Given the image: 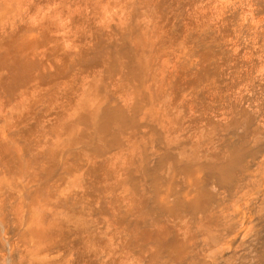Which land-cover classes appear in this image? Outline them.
<instances>
[{
	"label": "rangeland",
	"instance_id": "rangeland-1",
	"mask_svg": "<svg viewBox=\"0 0 264 264\" xmlns=\"http://www.w3.org/2000/svg\"><path fill=\"white\" fill-rule=\"evenodd\" d=\"M19 1L20 0H0V38H1L0 42L2 41V43H0V44H2L4 49H6L7 47H11L12 45L14 46L15 44H17V45H15V47H18V46L22 47V46H24L26 44V42H29V41L32 40V38L35 36L34 34H38V33H40L43 30L44 34L47 36V39H45V41H43V42H45L44 44L46 46L42 43L44 46L41 45V47L43 46L42 48H40V46H38L37 48H39V49H37V50H39V51L36 50L37 52H35V53L39 55L38 57L40 58L39 59L40 61H42V60L44 61V63L40 62L41 67H42L43 64L44 65L46 64L45 67L48 65L46 68L44 67V69L48 70L50 68L48 70L49 73L51 72V69H52V73H53V75L55 73V76H53L51 73L49 74L47 72L48 73L47 74L48 78L47 77H46V79L44 78L45 80L42 79L43 84H45V86H47V87H43L42 86L43 84H42L41 80L40 79L37 80L38 78L36 77V73L38 74V72H39L38 71V67H36V69H34V71H32V79L33 78H37V79L32 80L31 88L34 87L33 83L35 82V80H37L38 84H40L41 87H40V85L36 84L37 82L34 83V85L36 84L38 87H40V90L38 89V87H34V88H37L36 89L37 91L39 90L38 91V95L41 98H44L42 96L43 93L45 95L46 92L47 93L49 92V95L47 96L49 98V100L46 97L49 102L45 103L46 98L40 100V98H38L39 96L37 97V91L34 89L36 94H35V92H33L34 94L32 93L33 95L31 97L33 98L32 99L33 102L35 100V103L36 104L38 103L37 106H34L33 104H35V103L30 102L32 100H31L30 95H29V94H31V91H29V90H32V89L31 88L29 89L28 86H27V88H22V87L16 85L18 87L12 89V91L14 90V92H15V93L13 92V94L14 95L16 94V96L19 95L20 92H21L19 90L23 89V92H21V93L25 92V94H24L25 96L27 95V93H29L27 96H29L28 98L30 99L29 100L30 104L28 103V101H27L28 104L26 103L25 100H28L26 97L25 98L22 97V98L25 99V100L24 99H22V100L25 101V103L27 105L23 104V101L21 100V96H20V99L17 98V97H14V98L12 97L11 98L12 101L14 99H16V102L14 101V104H13L12 101H11V103H9V94L11 93V95H13L12 91L11 92L8 91V93H9L8 94L6 89H5L6 88L5 83L4 84L1 83V82H5V81H6V84L8 83L7 82L8 81V79H7L8 78V68H7V66L6 67L4 66L5 64H2L3 63L2 60H1L2 63H0L1 64V67H0V73H1L0 74V86H1L0 87V92H1L0 93L1 94L0 100H2V101L5 100V101H3V103L0 104V113L2 112L1 105L3 107V104L7 103V102H8V104L7 105L4 104V106L8 107L9 104H10V106L12 104L11 107L14 108V109H12L10 106L8 107V110H10L9 108H11V110H13L12 112L20 111L21 110L20 108H22V111H20V112H22L23 115H22V113L20 114V112H19V116L20 115H21V117L24 116V115L26 116V117L24 116L25 117L24 119H26L25 120V122H26L25 127L26 128L25 127L24 128H25V131H26V133L28 135V137L26 136V138L23 137V143L20 145L19 141L18 142L16 141L17 138L13 134V132H12L13 130H11V128H10L13 124H15L12 121H14V118L17 115L16 112L13 113V115H10L11 116V118L9 117L10 118V120H9L10 122L7 121L8 119L6 120V122H8L7 125L5 124L6 122L5 121L3 122L2 119H1L3 117V120H4V116H2V117L0 116V122H3L6 125L5 126L6 128H5L3 126L4 125L3 123L0 124V137H1L0 141H2V144H5V145L7 144V146H9V148H8L7 146L4 145L5 149H6L5 150L4 146L2 144H0L2 146L0 148V150L3 149L2 152L0 151V153L3 154V155H0V159L5 156L3 161H6L5 163L3 161H0V171L3 173V175H2L1 172H0V175H1L0 176V180L2 179V181H4L3 182V184L5 183L4 186L6 184L7 185L10 184L8 186H9V188L11 187L10 190H8L7 187H5L7 189V190L5 189L7 191V194L3 195V197L1 198V200H3V201L0 200L1 204H4V206L2 205L4 208L1 207V209H0V215L2 217H4V218H2L0 216V221L2 219L4 221V222L1 221L2 223L0 222L1 226L3 227V228L1 227L0 229H2L1 234L4 237V242H6V244L4 243L5 244L4 245V250L5 251H2V253L0 252L1 253L0 254V256H1L0 257V260H1L0 263H3V264H8V263L9 264H97V263H99L101 261L99 264H102V263L103 264L104 263H106V264L107 263L108 264H112V263L113 264L114 263L117 264L118 259H119V264H121L120 263L121 261H122L123 264H135V263L139 264L140 263L139 259H141V258L138 259V257L143 256L144 253L141 254L140 251H139V248L136 247L137 244L136 243H133V244L131 243L130 244V242H133V240L130 239V241H129V240H127V238L128 239L132 238L131 233H132L134 227H132V229H131V226H134L135 225L134 223L137 220L136 219L137 218V214L136 213H137V207H138L137 205L140 202L139 201L140 197H141V201L143 199L145 203L149 201L148 205L150 206V204L152 203V200H153L154 203L157 202V203L160 204L161 201L163 202V199L166 198V201L167 200L169 201L171 199V202H172L173 201V199H172L173 198L172 191H174V195H176L178 193V192L176 193V190L181 192V193L179 192L177 194L178 195L177 197L179 198V196H180V198L183 197L184 199L192 198L193 195L195 194V192L196 193L199 192L198 189H200V188H197V187L198 186L200 187V185L205 184V183H206L205 185H207L208 183H209V185L211 183H213L210 186L208 185L209 188L206 186L209 189V191H211L210 188L212 189V187H213V189H214V186H216V185H214V182H211V183H210V181L208 182V180H212L211 171H209L211 169L210 168V163L208 162L209 158H210L209 161L211 162L212 157H214L213 155H216V154H219V155L222 154L223 155V153L227 152V149L225 151V148H228L229 142H231V143L232 142H236L237 141L236 139H242L243 136L248 141L246 142V140L243 138L242 142L245 141L246 143L251 145L250 146V145L246 144L248 147L256 148V147L262 146L260 148L261 149L260 153L257 156H255L256 158L255 157L254 158L253 157H251V158L248 157L247 160H246L247 163H252L253 165L259 164V165H257V167L252 166V169L251 168H249V169L253 170L254 169L253 167H255V169L259 168V170L257 169V171H258V173L260 175L257 174V171H255L256 174H255V172L252 173V171L250 173L247 172L248 173V174H246V175H248L247 179H249L251 182L248 180V183H247V179L243 180L244 181V182L242 181L243 184L240 183V185L241 184L242 185L239 187L240 189L243 188L242 189L243 192H246V193L244 194L242 191H240L238 189H237L238 193H237V191H236V193L239 196H242L243 198L247 197V200H248L249 197H250L249 199L251 201H252V198H255V199H253V202H251L253 207L255 205H257V206L261 205V207L258 206V208L260 207L259 210L262 209V203L264 202V201H262V198L264 200V196H261V194L262 195L264 194V192H263L264 191V180H262L263 179L262 177H264V175H263L264 171H263L261 165H262V163L264 161L263 160L264 159V147H263L264 143H262V142H264V129H263L264 126L262 127L261 125H259L260 126L259 128L255 127V128L249 129L250 130V132H249V130L246 128L247 125L245 123H243L244 125L243 124L240 125L243 121H241V116H240V114H238V110L240 108H243V109H245L247 111H251L252 110L253 112L252 111L251 112L254 113V115L256 114L257 110H258V112H259V110L261 111L264 108V88H261V87L257 86L255 83H253V81L248 76V72L244 71L243 67L241 66V63L239 62L241 60V58H242V52L240 51V49H237L236 51L233 52L231 47L229 46L228 49L226 48V51H224V52L220 51L221 44H223V43L226 44L227 43L229 45V40L231 38H233V36L235 35V31H233V22L235 23V20L233 18H231V17L227 18V19H230V21L226 22L227 24L225 23L226 24L225 27H223V25L221 27H220V25H218V26H214V27L211 26L210 28H207L206 25H204V23L202 22V19L199 18V15H195V16L188 15L190 11H189L188 7H186V8H184L183 16H181L180 21L179 22L176 21V20L174 21L175 25L176 24L177 25H176V27L172 26V28L175 30V31H172V30H169V29H172L171 25H173V22L172 21L170 22L169 19H171V16H172L171 15V13L173 12L172 9L174 10L175 6L177 5V2L178 1L181 2L180 0H140V1L139 0L138 1L135 0L139 4L135 3V1H133V3L136 4L135 7H140V8H138V10L140 9L139 12H141L142 10L145 12L146 15H144L143 14L144 12L142 11V15L144 16L143 19L145 18V16H146L145 19H148V20L152 17V8L155 5H156L155 7H157L159 9L158 11H161L162 8H163L164 12L166 10L165 13L162 11L163 14H162V12H159L160 18L158 19L159 20L158 22L160 23V26L164 27L163 30L167 29V30H165L166 33L169 30L168 31L169 34H170V32L172 34L169 35V36H168V34H166L165 35L166 38L164 37L165 38L164 39V43L166 42L165 43L166 47L163 50V52L161 53V55H162V59L163 58L167 59V56H168L167 65L169 67H167L165 69V71L163 70L164 73L161 75V76H163L162 77L163 82H161L162 80H161V77H160V83L162 85L159 83L158 86L160 85V87L157 86L158 89L161 90V92H160V90L155 88L156 87L155 85H157L156 83H158L159 81L157 80L158 82L154 83L153 81H155V79H153L150 76L152 73L154 74V72H151V74L147 73V75H149L151 78L148 77V76H144V77H142L140 79L138 78L140 81L137 80L135 76H133L135 78H133V77L131 78L132 73L128 74V72H130V70H131L132 64H135V63H132L134 61V60H132L133 55H131L129 53L121 52L122 51L121 50L122 44L125 41L124 37L126 38V36H124V34H123L124 33V25H123L124 18L123 17L125 16V14L122 13V10H123L122 8H124L123 12L127 11L128 9H130V7L128 8L129 4L128 5L126 4V3H128L127 0H126L127 2L123 1V0H112L113 2L115 1L114 4L112 3V1H111V3H112L111 4L107 0H96V1L95 0H63L64 3L67 2L66 3L67 5L62 3V0H52V1H50V0H29L31 2V5L28 3L29 2L28 0H27V3H26V0H21L20 1V2L23 1L22 3H24V4H19L20 3ZM32 1H33V3H32ZM99 1H101V2H99ZM104 1L106 3H104ZM116 1L117 2L120 1V2L117 4ZM141 1H143V2H141ZM56 3H57L58 7H56V5H55ZM108 3H110V4L107 6ZM115 3H116V5H115ZM140 3H141V5H140ZM157 3L160 4V5L161 4L162 5L163 4L166 5L168 3L167 5H169V6L167 7V5H166V6H163L162 8H159L157 6ZM53 4H54L55 7L53 6ZM124 4H126L127 7L126 6L123 7ZM62 5H63V7H62ZM110 5H112V6H110ZM120 5H121V8H120ZM29 6H31V7L29 8ZM64 6H66V7H64ZM72 6H74L75 8H73ZM41 7H42V9L39 10ZM49 7H50V9H49ZM98 7H100V8H98ZM164 7H166V8H164ZM45 8H46V11L44 10ZM67 8H71L73 10L69 11ZM108 8L111 10V13H110V10ZM36 9H37V11H36ZM53 9H54V11L55 10L56 11L54 12ZM59 9L60 10L62 9L66 13L63 12L62 10H61L62 11L61 12ZM96 9L98 11H96ZM104 9H108V10H104ZM38 10L42 11V12H39ZM77 10L79 12H76ZM170 11H172V12H170ZM36 12H37V15H36ZM51 12H52V14H51ZM63 13H65V14H63ZM69 13H70V15H69ZM104 13H106L107 16L109 15V17L105 16L106 14H104ZM112 13L114 14L113 17H112ZM119 13L124 14V16L119 14ZM150 13H151V16H150ZM40 14H42L44 16L42 17V16H40ZM49 14L50 15H54V17L56 15L55 18H56L57 22L60 24V27L62 25L64 27L62 26V28L60 29V28H58V25H55L56 23L53 24V26H52L50 24L51 22L50 23L47 22V21H50V18L48 19V17H50ZM80 14L82 15L81 17H80ZM30 15H32L36 19L38 17H40V19H41V17H42V20H44V21H42V23H43L42 24V23H39L41 21L39 18H38L39 22H36L37 20L34 19V21L36 20L35 22L37 24H39L38 26H35V28H36L34 30L35 32L33 31L34 28L32 29L33 32L32 31L29 32V25L32 24L30 21L33 20L32 18L30 19V17H29ZM46 15H47V17H46ZM87 15H88V17H87ZM140 15H141V13H140ZM142 15H141V17H142ZM69 16H70V19H69ZM78 17H79V20H78ZM22 18L27 19V20L29 18L28 21L24 20V19L23 20L28 22V23H31V24H28V23L24 22L22 20ZM45 18L48 19V20L46 19V23H49L52 27L50 25H48V24H47V26H45L46 25V24H44ZM66 18H68L67 21L69 20L68 23L66 21ZM58 19H59V21H58ZM140 19H142V18H140ZM79 21H81V22L83 21L82 24H81V22L78 23ZM23 22L26 24L27 28L25 27V24ZM84 22H86V23H84ZM176 22H178V23H176ZM78 24H79V26H78ZM76 25H77L78 29H75ZM82 25H83V27H82ZM56 26H57V28H56ZM67 26H68V28H67ZM69 26H71V28H72L71 31H69L70 30ZM80 26L82 28H80ZM50 28H51V31H50ZM63 28L64 29L67 28V30H64ZM54 29L57 30V31H55V33H54V31H52ZM59 29L61 31L60 33H58ZM63 31L65 33H69V34H66V35H69V37H67ZM79 32H81V33H79ZM30 33H31V35H30ZM47 33H50V35H48ZM3 34H4V36H3ZM10 34H11V36H10ZM54 34H55V37L52 36ZM63 34H64L65 38L63 37ZM100 34H101L102 37L100 36ZM150 34L152 35V33H150ZM61 35H62V37L64 39H66L65 41H68V44L70 43L69 44L70 46L72 45L71 47L69 45H67V48H70V49L73 48L75 45L77 47H79V48L80 47L83 48V47H85V45L87 46V44L89 46H91V44L93 46H94V44H95V46L96 45H102L104 50H105L104 51L105 61H103V60L102 61H98L99 64H97L95 62L97 64V66L93 62L92 63H85V64L81 63L80 65H76V63L73 62L72 64H74V66L76 65L77 68L73 67V65L71 64L72 65V67H71L72 69H71L70 68V66H71L70 62L67 61L68 60L67 56H65V55H67L66 54L67 51H68V53L70 52V49L68 50L67 48H65L66 44L65 45L61 44L62 39H63V38L60 37ZM2 36H3V39L5 40L4 44L5 45L8 44L10 46L6 45L7 46L6 47L3 44L4 40L2 39ZM9 36H10L11 42H9L10 41ZM58 36H59V38H58ZM99 36L101 37L102 40L99 38ZM52 38H53L54 41L51 40ZM70 38L74 39L75 41L72 40V39H71L72 40L71 41ZM56 39H58V42L56 41ZM131 39L132 38L130 37V38H128L127 41L128 42H129V40L132 41ZM52 41H53V44H52ZM36 42L37 41L35 40L34 43H36ZM72 42H73V44H72ZM130 43H133V41L130 42ZM133 44H131V46H133ZM211 45H213V47L216 48L217 61H218L219 65L221 64L220 68H219L220 70L218 68H214L215 70L218 69V71L214 70L215 71V72L213 71L214 73L211 72V71H210V73L208 72L209 71L208 70L209 67L205 64V61H203L204 60V57H203L204 49L210 48ZM62 46H64V48H62ZM89 46H87L85 48H89ZM74 48H76V47H74ZM74 48L71 50V52L73 50L75 51V53L77 51H82L81 49L80 50L76 49L77 50L76 51ZM85 48H83V49H85ZM65 49H66V52H65ZM3 50L1 49L0 51H3ZM147 50L149 51L150 49H147ZM42 51H44L46 54L44 55V53H42ZM151 51H153V50H150L149 52H147L146 55L150 59L149 60L150 63H151L150 66H151L152 71H153V66L155 64V58H154L155 55ZM39 52L44 55V57L41 55L43 58L40 57V53ZM61 53H62V55H61ZM79 53L80 52H78V54ZM117 53H119L120 56H119V54L117 55ZM63 55H64V57H63ZM116 56H119V57L117 58ZM38 57H37V59H38ZM114 57H116L115 58L116 63H115V60H113L114 61L113 65L116 66L118 64L116 67H119V68H117V69H115L116 67H113V68L110 67V66H112V59ZM180 57L189 58V59L193 60V62L197 66V68L194 69V68L190 67V68H187V69L183 70L180 67V64H179L180 61L178 60V58H180ZM64 58L67 59V60H65ZM151 58H152V60H151ZM201 58H202V60H201ZM225 58H227V60L225 62H223V59H225ZM118 59H120V60H118ZM64 61H65V63H64ZM109 61H111V62H109ZM101 62H103V63L101 64ZM129 62H130V64H128ZM201 62H202V64H201ZM68 63H69L70 66L68 65ZM152 63H153V66H152ZM66 64L68 65V67L70 69L66 66ZM82 64H83V66H82ZM91 64H93L95 66H93V65L90 66ZM119 64H121V65H119ZM55 65H57V66H55ZM128 65H129V67H128ZM174 65H175V67H174ZM125 66H127V67H125ZM203 66L206 67L207 71L205 70V68L203 69L204 70L203 72L197 70L200 73L199 74L197 73L198 77H196V73L194 71H196V69L202 70L201 67H203ZM88 67H90V69ZM108 67H110V68H108ZM172 67H174L175 69L172 68ZM53 68H55V69H53ZM127 68H128V70H127ZM4 69H5V71H4ZM114 69H115V72H114ZM210 70H212V69H210ZM35 71H36V73H35ZM110 71H111V74H110ZM5 72H7V74ZM57 72L59 74H56ZM61 72H62V74H61ZM204 72H207L210 75H207ZM192 73L193 74L195 73V74L191 75ZM213 74L217 75V76H214ZM218 74H219V76H218ZM1 75L4 76V77H2ZM6 75H7V77H6ZM33 75H35V76H33ZM49 75L52 76V79H50V80H48L49 78H51V77H49ZM125 76H126L127 79L125 78ZM206 76L207 77L209 76V78H207ZM57 78L58 79H62V80H57ZM128 78H129V80H128ZM198 78H200V79L202 78V80H200ZM3 79H6V80L3 81ZM197 79L199 80V82H198ZM204 79L206 81H204ZM52 80H56V81H52ZM63 80L64 81L66 80L65 81L66 83L70 82L69 84H71V85L66 84ZM130 80L131 81L134 80L135 83L131 82ZM51 81L52 82H56V83H52ZM58 81H60L61 83L60 82L58 83ZM101 81H103V82H101ZM127 81L128 82L130 81L132 84H130V82L128 83ZM44 82H46V83H44ZM49 82L52 83V85H50L52 87H50L48 85V84H50ZM142 82H143V84H141ZM64 83H65V86H64ZM92 84L93 85L96 84L94 86L95 88L93 87ZM139 84H141V85H139ZM53 85H54V88H56L55 89L56 91L55 92L52 91L53 93L51 92V95H52L51 96L50 95V88L52 90ZM66 85L68 86V88H67ZM3 86H5V88ZM55 86H57V87H55ZM88 86H89V89H86V88H88ZM91 87H92V89H91ZM17 88H18V92H17ZM41 88H42V90L43 89L46 90L45 88H47L48 91H43V92L40 93V91H42ZM54 88H53V90H54ZM65 88H66V90H65ZM152 88H153V91H155V92H153L151 94ZM154 88H155V90H154ZM4 91L7 94L3 93ZM16 92L19 93V94H17ZM85 92H87V94H89V96ZM55 93H61V95L60 94H55ZM142 93L145 94V95H143ZM93 94L96 95L97 97L94 96ZM154 94H155L156 97H154ZM5 95H8V97L5 96ZM139 95H140V97H139ZM142 95H143L144 98L142 97ZM147 95H149L150 97L147 96ZM157 95L159 97H157ZM33 96H36L38 99L33 97ZM3 97H4V99H3ZM91 97H92V99H91ZM81 98L82 99L84 98V101L88 102L90 104V106L92 104L93 105L92 108H95V107L97 108V110H95V113H96V111L98 112V109L101 110V108H104V107L107 108L109 106H110L109 108L119 107V108H123V109L128 110V111H132V109L135 107L134 104L136 103V105H139V102L141 101L140 102V106L141 107L139 106L137 108V111H136V117L137 116L139 117V118L137 117L136 120L139 121V123L136 121L137 124L135 123L134 126H132L130 128L132 130L128 129L129 128L128 127V128H126V130L123 131V134H121V137H119V139H121V142H119L118 144H116L114 146H111V148L110 147L107 148L108 147L107 146L106 150H104L105 147H103L100 150L102 154L98 153V150L96 152V150L93 148V145L95 143L96 144L99 143L100 141L99 142H94V144L91 145L92 141H91L90 136L92 134V127L88 123L86 124L84 122H80V120L81 121L83 120L81 118V116H83L84 113H86L88 111L87 109L89 107V106H87L88 105L87 104L86 105V107H87L86 110L87 111L85 112V107L79 106L80 103L83 101V100L80 101ZM140 98H141V100H140ZM150 98H151V100H149ZM17 99L22 101L23 105L20 104L18 102L19 100L17 101ZM36 99H37V101H36ZM38 100H40V102H38ZM42 100L44 101V104H46V105H43ZM148 100L150 102H148ZM2 101H0V102H2ZM51 102L52 103L55 102V103H53L54 105ZM97 102H99L100 106H98ZM16 103H18L20 108H17V104ZM39 103L40 104L42 103V105L39 106ZM143 103H144V105H143ZM13 105L15 107H13ZM20 105H22L23 107H21ZM76 106L83 108L82 110H84V112L82 113L83 115L78 113V116H77L78 118L76 117V120H75V117H73V116L77 113V112L74 113L77 110L75 108ZM7 107H6V109H7ZM153 107H155L157 110L155 108H153ZM37 108H38V110H37ZM49 108H51L53 110H51ZM6 109H3V111L5 112ZM25 109H26V112H27L28 109H29V111L32 110L33 113L35 112L33 114L35 116L31 115L32 117H30L31 113L29 111L28 112L30 114L28 112H27V114H26V112L24 113L23 111H25ZM74 109H76V110L74 111ZM8 110L6 111V113L11 114V111L8 112ZM55 110H57V113L59 115L57 113H55L56 112ZM78 110H80V108ZM92 110L94 111V109H92ZM62 111H64L63 112L64 115L60 114ZM65 111H66V114H65ZM72 111H74L73 112L74 115L72 116V118L74 120L73 119L72 120L69 119L70 116H71L70 114H72ZM38 112H39V115L37 114ZM41 112L44 115L41 114ZM51 112H52L53 115L51 114ZM137 112H138V114H139V112H141V115L139 114L141 117L137 114ZM1 114L4 115V113H1ZM79 114H80V117H79ZM54 115H56V116H54ZM57 115L60 116V117H64L65 115H67V117H69V118L66 117L65 119H68L67 121L71 120L70 123H72V124L74 123L73 124L74 128L78 127V128H76V129H78L77 132L80 131V132H78L79 136L76 135V137L77 136L80 137L78 140L76 139V141H78L77 144H79V145H76V147H78V149L76 147H74V151L77 150L76 152L78 153L77 154L78 159H77V157L71 158L72 157V155H71L72 150H71L70 154L66 155L67 157L70 155L68 157V159H67V157L64 156V158L67 161L68 160H70V161L72 160L71 161L72 164L71 163H67V162L64 163L65 165H67V167H65L66 168L65 172L63 173L61 170L58 169V171H56L58 173V175H57L56 172H54L56 174L53 173L51 176H49V175L47 177L45 176L46 177L45 178L44 174L40 173L41 171L39 172L40 169H38V167H39V165L41 163L36 168H35V166L32 167V165H30V169L32 167L31 171L30 170L27 171V168H29L28 167L29 166L28 163L31 161L32 158H34L32 156L33 153H35L36 156H40V154H42L41 152L43 150L46 151V147L48 145H50L49 142L52 141L51 144L54 143L53 142V137H55V135H53L54 132H53V130L49 131L47 129L50 128V127H48L49 125L51 126L53 124L54 127L51 126V129L52 128L54 129L57 125H59V121L62 118L61 119L60 118L57 119L56 118ZM12 117H13V120L11 121ZM27 117H30L31 120H28L30 118L27 119ZM33 117H36V118L33 119ZM52 118L53 119L55 118V119L53 120ZM56 119L59 120V121L57 122ZM235 119H237V120H235ZM16 120H17V117H16L14 122H16ZM35 120L37 122H35ZM55 121L57 122V124L54 125ZM213 121L216 124L213 125L214 128L212 126L210 128L209 127L210 126V122H213ZM10 123H11V126H10ZM28 123L31 124V125H29ZM60 123H61V121H60ZM38 125L40 126V129H39ZM46 125H47L48 128L46 127ZM233 125H236V126H233ZM137 126L139 127V129L136 132L135 130H137V129H135V128H137ZM41 127H43V128H41ZM44 128H47V129L45 130ZM32 130H34V131L31 132ZM44 130L46 131L45 133H49V137H48V135L45 136V134L43 133ZM246 130H247V133L245 132ZM81 132H82V134H81ZM243 132H245V135H244ZM1 133L3 135H4V133H6L7 135L6 134L5 135H6V137L8 136V138H6L5 135H4V137H2L3 135ZM41 133H43V134H41ZM155 133L158 134V135L156 136ZM159 134H161L162 136L160 135L161 137H158ZM29 135L32 136L33 138L30 137ZM50 136H51V138H50ZM122 136H123V139H122ZM249 136H251V137H249ZM40 137H41V139H40ZM229 138H231V140ZM3 139H4V142L6 141V143H3ZM49 139L50 140L52 139V140L49 141ZM55 139L56 138H54V140ZM81 139L83 141H81ZM260 140H262V141H260ZM79 141H81V142H79ZM36 142H37V145H36ZM46 142H48V145L46 144ZM245 142H244V145H245ZM81 143L82 144L85 143L87 145H85V144L81 145ZM104 143L102 142V144H104ZM260 143H261V145H260ZM120 144H122V145H120ZM28 145H30V146H28ZM22 146H23V148L26 147V148H24L26 153H24V150H23ZM35 146H36V148H35ZM82 146H83L84 149H82ZM85 146H87V147L85 148ZM120 146H122V147H120ZM6 147L9 149V151H10V149L13 150V148H16L15 149L16 151L15 152L14 151H12V152L10 151L9 152ZM79 147H80V149H79ZM94 147H95V145H94ZM117 147H119V148L117 149ZM21 148H22L23 151L20 150ZM29 148L32 149V151ZM33 149H35V150H33ZM119 149H120V151H118ZM123 149H124V151H122ZM126 149H128V151ZM79 150H81V153L83 151H85L84 152L85 154L84 153L81 154V155H83V156H81V158L79 156L80 155V151ZM166 150H168L170 152L167 153ZM191 150H193L194 152L191 151ZM34 151H36V152H38L40 154L38 155ZM162 151H163L162 154H164V151H166V153L170 156V159L174 160V161H171L172 162L171 165H170V162L168 161L169 162L168 166H172L173 165L172 168L169 169V167H168L166 169L167 171L165 170L168 173H166L164 171L163 173L165 175L163 173H161V174H163V175H161L162 177L158 176V178H157L158 182L156 181V184L158 183L157 184V185H159L158 187H160V185H161V187H163V189H160L161 187L158 188V193L156 192V195H155V194H153V192H152V190L150 188L149 180L147 178L145 180V178H143L144 177L143 173H141V172H142V167L144 165H146V163L148 164V166H152L151 164L154 165V161L156 163L157 158L159 157L158 155H161ZM190 151L192 153H190ZM6 152H9V154H6ZM13 152L17 153V154H15L16 156L18 154L20 156H22V153L26 154V155L22 156V157H24L23 158L24 162L22 163V166L20 165V169L17 168L18 167L17 165L19 164L18 162L22 158L21 157H20L21 159L19 157L15 158L16 156L12 155V154H14ZM183 152H185V154ZM186 152H188V153H186ZM195 152L197 154L193 155ZM214 152H216V153H214ZM10 153H12V154H10ZM171 153H173L175 155V157L177 156L176 158H178V159L183 157L184 160L187 159L188 156L191 157V158L193 156H195V158L193 157V159H195V160H194L193 166H191L190 170H188L189 168L186 169L184 167L185 170H187L189 172H187L186 174L184 173L185 170H183L184 168L182 167V166H184L183 165L184 160L182 161V159H179V160L182 161V164L179 163V165L181 164L182 166H177L178 165L177 161H179V160L177 159V161H175L176 158L173 157L174 155L173 154L171 155ZM181 153H183L184 156L180 155L181 157H179V154H181ZM189 153L191 154V156L189 155ZM211 154H212V156H211ZM7 155H9V156H7ZM30 155H31V158H30ZM185 155H187V156H185ZM196 155L198 156L197 158H196ZM6 156H7V158H6ZM9 157L11 159H9ZM28 157L30 159L27 160L28 163H26L25 158L28 159ZM201 157L202 158L206 157V158H205V160H202ZM13 158H14V161L17 162L18 164L14 163V161H12ZM17 159H19V160L16 161ZM206 159H207V161H206ZM66 160H64L63 162H65ZM75 160H77V161L75 162ZM201 160H202V162H200ZM260 160L261 161L263 160L262 163H261ZM70 161H68V162H70ZM196 161L200 162V163L198 164ZM253 161L255 162V164L253 163ZM175 162H177V164ZM204 162H205V164H204ZM6 163H10V164L7 165ZM24 163H26L28 166L26 164H24ZM29 164H31V163H29ZM194 164H195V167H194ZM43 165H45V164H43ZM100 165L102 167H100ZM41 166H42V164H41ZM175 166L178 169L174 168ZM258 166H261V167H258ZM21 167L23 168V172H22L23 174L22 173L20 174L21 169H22ZM179 167H181L180 170H179ZM207 167H209L210 169L207 168ZM102 168H103V170H102ZM94 169H96V170H94ZM168 169L171 170L173 173L171 171H168ZM175 169L177 171L179 170L181 173L179 171L177 173V171ZM206 169H208V171L210 173H208ZM18 170H20L19 173H18ZM25 170L28 173H30V174H26L27 172ZM260 170L262 171V174L260 173ZM93 171H94V173H93ZM100 171H101V173H100ZM104 172L106 174H104ZM110 172H113V173H110ZM193 172H194V174H193ZM205 172H206V174L208 173V175L204 174ZM108 173H110V175ZM175 173H177L176 175L178 177L175 175ZM179 173L181 174V177H180ZM182 173H184L185 176ZM251 173H252V175H251ZM24 174H25V176H24ZM42 174H43V176H42L43 180L45 179L46 181L41 180L42 177H39ZM136 174H137V176H135ZM169 174H170V176H169ZM202 175L204 177L203 179L200 178V177H202ZM255 175H258L259 177L262 178V179L261 178L259 179L257 177L261 182L259 180H258L259 182L258 181H256V182L260 183V185L258 183L257 184L256 183L253 184L255 181L254 182H252V181L254 179H256ZM130 176H131V178H130ZM139 176H140V178H139ZM193 176H194L195 179L193 178ZM36 177H37L38 180L35 179ZM49 177L51 179H50V181L49 180L47 181V179ZM168 177H170V178H168ZM162 178L164 179V183L166 182L167 185L166 184H162L163 183L162 182L163 180H161ZM173 178H174V180L177 179L175 181L177 182L178 186L176 184H173L174 186H172L171 183L174 181ZM191 178H192V180H191ZM207 178H208V180H206ZM135 179H138V180H135ZM197 179H198V181H197ZM37 181L38 182L41 181L42 185H41V183H38ZM131 181H133V182H131ZM134 181H135V183H134ZM138 181H141V182H138ZM182 181L185 182V183L183 184ZM194 181H195V183H194ZM196 181H197V183H196ZM176 182H173V183H176ZM198 182H199V185H198ZM131 183H132V185H131ZM133 183H134V186H133ZM136 183L138 184V186H137ZM135 184H136L137 187L135 186ZM145 184H146V187H145ZM170 184H171V186H170ZM181 184H183V185H181ZM193 184H196V185H194V188H193ZM252 184L255 185V186H253V187H255L254 190H253V188L250 189ZM175 185L177 187H175ZM212 185H214V186H212ZM37 187H41V188H37ZM132 187L134 188L133 191H132ZM141 187H143V188H141ZM172 187H175L174 190H171V189H173ZM189 187H190L191 190L189 189ZM257 187H259V189L261 187V189L259 190ZM181 188H183V189H181ZM217 188L218 187L216 186V189ZM38 189H41L42 191L40 190V192H39V191H37ZM140 189H141V193H140ZM178 189H181V190H178ZM213 189H212V192H213ZM216 189H214V191H216ZM246 189L247 190H251V193H250V191L247 192ZM149 190H151V191H149ZM192 190L193 191L195 190V192H193ZM221 190H220L221 194H217V193H220L218 191L215 192V194L218 195V197H217L218 198V202H219V196H221L220 198H222L223 195H224V197L222 199H220L221 201L223 199H225L224 201H222L224 203L226 201L227 197H225L226 193H223V191L225 189H221ZM6 191H5V193H6ZM9 191H10V193H9ZM226 191L227 190H225L224 192H226ZM147 192H148V194H147ZM150 192L153 194V196L150 195L151 194ZM43 193H44V195H43ZM144 193H146V194L144 195ZM222 193H223V195H222ZM34 194H35V197H34ZM227 194L229 195L228 191H227ZM227 194H226V196H227ZM237 194H236V197L239 198V196ZM40 195L43 196V197H41ZM69 195H71V196L75 195V197L72 196V197H74V199H73L74 201H75V199L77 200V198H78V203L75 201L77 203L76 207L79 206L80 207L79 209L82 212H80L78 209H75L76 207L74 206L75 207L74 208L75 209L74 212L75 211H79L80 213L79 212L78 213L75 212L73 214L71 212V214L73 216L76 213L78 214V215L76 214L77 216L82 214V216H79V217L80 218L83 217L82 220L86 219L85 222H88V224L84 223L85 228H83L84 226L83 227L81 226L82 228L80 226L78 227V225L75 226V224L72 223V221H71V225L69 223L67 224V226L64 224L65 223L64 220L66 219V215H67V218H68V215L70 213L68 211V209H71V211H73V208H70L68 206H67V208L64 207L65 205L62 207L63 200ZM132 195L134 197L137 196V198L139 199V200L137 199L139 202L136 203L135 208H133V207H134V204H135V201H136V197L132 198ZM138 195H139V197H138ZM141 195L142 196L144 195L145 198H143ZM147 195L151 196V197L148 198ZM253 195L257 196L258 198L257 197H253ZM156 196H158V197H156ZM260 196H261V198H260ZM177 197L175 198V196H174V199H177ZM4 198L7 199V200H5ZM54 198H55V200H54ZM151 198H152V200H151ZM154 198H155V201H154ZM228 198H227V202H225L224 204L221 202L222 204H220V205L222 207L218 206V205L216 206L214 204L211 205V206H213V205L216 206L215 208L218 209V210H219V208H221V210L219 212L214 207H212V209L210 208V210H212L214 212V213H212L213 216L216 215V212H218L217 215H220V218H221V214L222 213L224 214V212L226 210L223 206L225 205L226 208L231 207V205H229L230 201H229ZM258 200H259V202H258ZM57 201H58V203H57ZM254 201H255V203L256 202H258V203L254 205L253 204ZM260 202H262V203L259 204ZM13 203H14V205H12ZM132 203H133V206H132ZM252 205H251V208H252ZM13 206H14V208H13ZM257 206L254 207L256 209L255 213L259 212L258 209H257ZM122 207L125 210L121 209ZM126 207L127 208L130 207V208L126 209ZM251 208L249 207L248 210L250 209L249 213L253 215L254 213H252L253 212L252 210H254V208H252V209ZM130 209H132V210H130ZM121 210L123 211V213H121L122 212ZM246 210H247V207H246ZM263 210H264V208H263ZM263 210H260V211H262V213H260V212L257 213V214H259L260 218L257 217L258 215H256V216L254 215L255 219L262 220V218H264V213H263L264 211ZM18 211H20V212H18ZM25 211H27L28 214L29 213L30 214L28 215L27 212H25ZM124 211L127 212L126 213L127 216H126ZM128 211H129V213H128ZM1 212H2V214H1ZM37 213L39 215H43L44 218L42 216H39L41 221L37 220V218H39L37 216L38 215ZM43 213H45V214H43ZM66 213H68V214H66ZM34 214H35V216L33 217ZM260 214H262V218H261ZM31 215H32V217H31ZM121 215H123L124 219L122 218ZM252 215H251V217L253 218L254 216H252ZM73 216H71L72 219H73ZM199 216H202V215L199 214L198 217ZM185 218L188 220L189 216L188 217L184 216V219ZM199 218L203 219L204 217H199ZM220 218H219V220H220ZM32 219H34V221L36 219L37 222H39V224L41 223L40 225H43L41 227L45 228L43 230V233L47 234L46 236L42 233V231H41L42 229H41L40 225L36 221H35L36 222L35 223ZM54 219H58L57 223H52V220H54ZM124 220L127 222V226H126V222ZM89 221H92V222H89ZM128 222H129V227H128ZM219 222H220V225H221L222 221H219ZM262 222H264V221H262ZM131 223H133L134 225L131 224ZM32 224L35 227H32ZM36 224H37V226H36ZM130 224H131V226H130ZM200 224H203V222L199 223V224L197 223V225H200ZM222 224H223L222 225V227H223L225 224H224V222ZM28 225L30 227H28ZM46 225L48 227L50 226L51 228L50 227L49 228L46 227ZM194 225H195V227L192 226L191 227L192 229L196 228V226H197L196 223ZM60 226H62V227H60ZM91 226L94 227V229H92ZM119 226L122 227L123 229H128V230L127 231L126 230H122V228H120ZM209 226L210 227H207V225H206V227L204 226L205 230L207 228H209V229L211 228V231H215L216 230L215 234H214V232H210V230H208V229H207V231H209V232L203 231L202 229H200L202 226L201 227L197 226V229H200V230H195L197 232H195L194 229H193V232L191 231L192 237H193L192 241H194L192 243H194V245H195V242L197 240L196 238H198V240L196 242L197 245H195V247H193L194 245H192V247L195 249L194 250L192 248L193 249L192 252L195 251L194 254L196 253L195 255H197V256H196V258L192 257L194 254L191 255V258L189 256L186 259L187 262L185 264L188 263L189 259H190L189 262H191L190 264L194 263V261L196 263L200 262L198 264H219V262H218L219 260L217 261L216 260L217 257L214 256L215 255L214 246H213V249L211 248L212 245L214 244V242L212 241V238H210L208 236H211V237L215 236L214 238H216V237L218 238L217 234H220V232H219V230L217 231L216 228L214 230V226L215 225H212V226L209 225ZM118 227H119V229H118ZM204 227H203V229H204ZM215 227L218 228L219 226H215ZM220 227L218 229H220ZM46 228L48 230H46ZM64 228H66V229H64ZM261 228L263 229L264 225H262L259 229L261 230ZM3 229H4V231H3ZM27 229L30 230V231L27 232L28 231ZM51 230H52V232H51ZM66 230H67V232H66ZM118 230H119V232H118ZM130 230H131V232H130ZM201 230L204 233L203 236L205 237V239L202 236V232H200ZM33 231H35V234H34ZM47 231H49V232H47ZM79 231H81V232H79ZM261 231H260V233H261ZM125 232H126V234H125ZM128 232H130L129 235H127ZM205 232H207L208 235ZM123 233H124V235H123ZM198 233L200 234V236H197V235H199ZM210 233H212V234H210ZM263 233H264V231L262 232V234ZM25 234H27V235H25ZM205 234L207 235V237L205 236ZM87 235H90V237H93L92 239L90 237H89L90 239L88 238L91 247L88 245V243H87L88 240L85 238ZM6 236H7V238H6ZM42 236H43V238H41ZM44 237H46V238H44ZM47 237L48 238L52 237V238L48 239ZM30 238H33V239L31 240ZM109 238L112 239L113 243H114L113 247L110 246V248H112L111 250H109L110 248L108 247L110 245L109 242L108 243L106 242V240L108 239V241H110L111 244H112V241L109 240ZM208 238H210V241L208 240ZM28 239H30V240H28ZM39 239H40V241L42 240L43 242H45L43 239H45V240L48 239L46 241H50V242H45V243H48V244H45V246H44V243L42 241L40 242ZM83 239L85 241H87L86 243H87L88 246L86 245V247H85L86 243L85 244L83 243V241H82ZM36 240H38V241H36ZM90 240H92V241H90ZM204 240H206V242ZM257 240H258L259 243L261 242L260 240H262V238H260L258 236V234L256 235V241ZM208 241H209V243H207ZM211 241L213 242V244L211 243ZM38 242H40V244L42 243V246H40ZM258 242H256V244ZM125 243H127V245ZM259 243L257 244L258 247L262 248L264 246L263 245L264 243L263 242H261L263 244L260 243V245H262V247L259 245ZM107 244H109V245L107 246ZM208 244H210V245H208ZM37 245H39L40 248L37 247ZM128 245L129 246L131 245V246L129 247ZM207 245L211 246L210 247L211 249L209 248L210 250H208V246ZM34 246H36V247H34ZM92 246H93V248H92ZM87 247L89 249H87ZM124 247L126 249H124ZM204 247H205V249H204ZM136 248H138V249L136 250ZM115 249L118 250L117 251L118 254L115 251ZM128 249H129V251H128ZM145 249L146 250L148 249V251L146 252ZM131 250H133L132 253H131ZM134 250H135V252L137 251L139 254L135 253ZM149 250L151 252H149ZM144 251H145V254L149 253V255H150L153 252V248L151 246L150 247L148 246L147 248H144ZM37 252L39 254L41 252V255H39ZM133 253H135V255ZM2 254H4L3 257H2ZM36 254L39 255V257H37ZM138 255H141V256H138ZM147 256H148V254L146 255V257ZM143 257L146 258L145 256H143ZM149 258H152V257H149ZM149 258H148V260H146L147 259L146 258L145 260L142 259V261L141 260L140 261L143 262L144 264H147L149 262ZM197 258H199V259H197ZM98 259H100V261ZM237 259L238 260H234V261H237V263L235 262V264H239L240 263L239 258H237ZM102 260H104V262ZM107 260H108V262H107ZM114 260H115V262H114ZM96 261H98V262H96ZM145 261L146 262L148 261V262L146 263ZM152 261L150 260L151 263L155 264V261L154 260H152ZM161 262H162L161 260H158L157 263L160 264ZM143 263H141V264H143ZM148 264H150V263H148ZM162 264H167V263H163L162 262ZM173 264H176V262H174ZM177 264H179V263L177 262ZM257 264H260V262L257 263ZM261 264H264V263L261 262Z\"/></svg>",
	"mask_w": 264,
	"mask_h": 264
},
{
	"label": "bare ground",
	"instance_id": "bare-ground-1",
	"mask_svg": "<svg viewBox=\"0 0 264 264\" xmlns=\"http://www.w3.org/2000/svg\"><path fill=\"white\" fill-rule=\"evenodd\" d=\"M21 1V0H20ZM19 1V2H20ZM29 1V0H28ZM50 1H52V0H50ZM96 1V0H95ZM108 2H110L111 3V1L112 0H107ZM123 1H126V0H123ZM128 1V3H126ZM125 3L128 5L129 4V6H128V8L130 7V9H126L127 11H125V12H123V10H124V8H122L121 10H122V13H124L125 14V16H124V14H121V13H119V14H121V15H123L124 17V21H123V25H124V36H126V38L124 37V39H125V41H124V43L122 44V48H121V52H124V53H129V54H131V55H133V58H132V60H134L132 63H135V64H132V66H131V70H130V72H128V74L129 73H132V75H131V78L133 77V76H135L136 77V79L137 80H139L140 78H142V77H144V76H148V77H152L153 79H155V81H153L154 83H156V82H158V83H156L157 85H155L156 87L155 88H157L158 89V87H160V85L158 86V84L160 83V77H161V80H162V77L163 76H161L163 73H164V71H165V69L167 68V67H169L168 65H167V63H168V56H167V59L166 58H163L162 59V55H161V53L163 52V50L165 49V43H164V39L166 38L165 37V35L166 34H168V36L169 35H171L172 33L170 32V34H169V30H172V31H175L173 28H172V26H175L176 27V25H175V20L176 21H180V18H181V16H183V11H184V8H186V7H188V9H189V14L188 15H190V16H195V15H199V18H201L202 19V22L204 23V25H206V27L207 28H210L211 26L212 27H214V26H218V25H220V27L223 25V27H225L226 26V22H228V21H230V19H227L228 17H231V18H233L234 20H235V23L233 22V31H235V35L233 36V38H231L230 40H229V45L226 43V44H221V49H220V51H222V52H224V51H226V48L228 49L229 48V46L231 47V49H232V51L234 52V51H236L237 49H240V51L242 52V58H241V60L239 61L240 63H241V66L243 67V69H244V71H246V72H248V76L250 77V79L253 81V83H255L257 86H259V87H261V88H264V0H180L181 2H177V5L175 6V8H174V10L172 9V11H170V12H172L171 13V19H169V21L171 22H173V25H171V28L172 29H169L168 31H167V33L165 32V30H167V29H165V30H163V28L164 27H162V26H160V23L158 22L159 20V18H160V16H159V12H162L163 11V6H166V5H160V4H158L157 3V6L159 7V8H162V10L161 11H158L159 9L157 8V7H153L152 8V17L148 20V19H145L146 18V16H145V20L143 19V15H142V11L141 12H139L140 11V9L138 10V8H140V7H135L136 6V4L135 3H137L136 1H138V0H127ZM133 1H135V3H133ZM140 1V0H139ZM23 2V1H22ZM22 2H20L19 4H24V3H22ZM98 2V1H97ZM99 2H101V1H99ZM115 2V1H114ZM114 2L112 1V3L114 4ZM117 2V1H116ZM120 1H118L117 2V4L119 3ZM122 2V1H121ZM141 2H143V1H141ZM26 3H27V0H26ZM30 5H31V2L29 1L28 2ZM32 3H33V1H32ZM49 3V2H48ZM51 3V2H50ZM62 3H64V1L62 0ZM67 3V2H66ZM66 3H64V4H66ZM104 3H106L105 1H104ZM110 3H108L107 4V6L110 4ZM111 3V4H112ZM100 4V3H99ZM103 4V3H102ZM126 4H124V6L123 7H125L126 6ZM137 4H139V3H137ZM26 5V4H25ZM33 5V4H32ZM56 5V7H58L57 6V3L55 4ZM67 5V4H66ZM115 5H116V3H115ZM123 5V4H122ZM140 5H141V3H140ZM27 6V5H26ZM47 6V5H46ZM53 6H54V4H53ZM110 6H112V5H110ZM138 6V5H137ZM169 5H167V7H168ZM31 6H29V8H30ZM40 7V6H39ZM45 7V6H44ZM55 7V6H54ZM62 7H63V5H62ZM64 7H66V6H64ZM73 8H75L74 6H72ZM96 7V6H95ZM106 7V6H105ZM127 7V6H126ZM52 8V7H51ZM98 8H100V7H98ZM107 8V7H106ZM110 8V7H109ZM108 8V9H109ZM120 8H121V5H120ZM164 8H166V7H164ZM38 9V8H37ZM37 9H36V11H37ZM42 9V7L39 9V10H41ZM49 9H50V7H49ZM64 9V8H63ZM69 11H71V10H73V9H71V8H67ZM108 9H104V10H108ZM168 9V8H167ZM38 10V11H39ZM45 11H46V8L44 9ZM43 10V11H44ZM48 10V9H47ZM60 10V9H59ZM62 10V9H61ZM60 10V11H61ZM67 10V11H68ZM110 10V9H109ZM49 11V10H48ZM47 11V12H48ZM53 11H54V9H53ZM56 11V10H55ZM54 11V12H55ZM63 11V10H62ZM61 11V12H62ZM96 11H98L97 9H96ZM39 12H42V11H39ZM63 12H65V11H63ZM74 12V11H73ZM76 12H79L78 10L76 11ZM81 12V11H80ZM84 12V11H83ZM105 12V11H104ZM114 12V11H113ZM144 12V11H143ZM164 12V11H163ZM163 12H162V14H163ZM165 12H166V10H165ZM164 12V13H165ZM46 13V12H45ZM66 13V12H65ZM65 13H63V14H65ZM107 13V12H106ZM106 13H104V14H106ZM110 13H111V10H110ZM140 13H141V15H142V17H141V15H140ZM32 14V13H31ZM43 14V13H42ZM42 14H40V16H44V15H42ZM51 14H52V12H51ZM74 14V13H73ZM108 14V13H107ZM107 14L105 15V16H107ZM144 15H146L145 14V12L143 13ZM33 15V14H32ZM32 15H30L29 17H30V19L32 18L33 20H31L30 22L32 23H28V22H26V21H24V20H27V19H24V18H22V20L24 21V22H26V23H28V24H31V25H29V32H31L32 31V29H33V31L36 29L35 28V26H38L39 24H37L36 22H39V19H40V17H38L37 19L35 18V17H33ZM36 15H37V12H36ZM35 15V16H36ZM50 15V14H49ZM58 15V14H57ZM61 15V14H60ZM68 15V14H67ZM69 15H70V13H69ZM75 15V14H74ZM26 16V15H25ZM39 16V15H38ZM73 16V15H72ZM77 16V15H76ZM82 15L80 14V17H81ZM114 16V14L112 13V17ZM150 16H151V13H150ZM149 16V17H150ZM28 17V16H27ZM26 17V18H27ZM37 17V16H36ZM42 17H41V21L39 22V23H42V21H44V20H42ZM46 17H47V15H46ZM52 17V18H51ZM55 17H56V15H55ZM54 17V15H50V17H48V19L50 18V21H47V22H51L50 24L53 26V24H55V25H58V28H62V26L60 27V24L57 22V20H56V18ZM74 17V16H73ZM84 17V16H83ZM86 17V16H85ZM87 17H88V15H87ZM107 17H109V15L107 16ZM111 17V16H110ZM72 18V17H71ZM140 18H142V19H140ZM34 19H36L35 21H34ZM46 19L47 18H45V22H44V24H46L45 26H47V24L48 25H50L49 23H46ZM47 19V20H48ZM61 19V18H60ZM67 19L68 18H66V21H67ZM69 19H70V16H69ZM77 19V18H76ZM122 19V18H121ZM28 20H29V18H28ZM27 20V21H28ZM78 20H79V17H78ZM148 20V21H147ZM33 21V22H32ZM58 21H59V19H58ZM69 21V20H68ZM68 21H67V23H68ZM77 21V20H76ZM75 21V22H76ZM85 21V20H84ZM87 21V20H86ZM122 21V20H121ZM147 21V22H146ZM23 22V23H24ZM81 21H79L78 23H80ZM83 22V21H82ZM82 22H81V24H82ZM178 22H176V23H178ZM58 23V24H57ZM71 23V22H70ZM74 23V22H73ZM72 23V24H73ZM84 23H86V22H84ZM226 23V24H225ZM25 24V23H24ZM27 24V25H28ZM43 24V23H42ZM76 24V23H75ZM74 24V25H75ZM172 24V23H171ZM50 25V26H51ZM54 25V26H55ZM69 25V24H68ZM71 25V24H70ZM86 25V24H85ZM41 26V25H40ZM39 26V27H40ZM51 26V27H52ZM72 26V25H71ZM71 26H69L70 28V30L69 31H71ZM78 26H79V24H78ZM16 27V26H15ZM19 27V26H18ZM23 27V26H22ZM25 27L27 28V26H26V24H25ZM49 27V26H48ZM64 27V26H63ZM74 27V26H73ZM82 27H83V25H82ZM81 26H80V28H82ZM170 27V26H169ZM17 28V27H16ZM43 28V27H42ZM56 28H57V26H56ZM67 28H68V26H67ZM67 28L66 29H64V30H67ZM79 28V29H80ZM15 29V28H14ZM21 29V28H20ZM39 29V28H38ZM41 29V28H40ZM60 29H59V31H58V33H60L61 31H60ZM75 29H78L77 28V25H76V28ZM74 29V30H75ZM47 30V29H46ZM82 30V29H81ZM32 31V32H33ZM38 31V30H37ZM40 31V30H39ZM50 31H51V28H50ZM52 31H54V33H55V31H57V30H52ZM76 31V30H75ZM78 31V30H77ZM98 31V30H97ZM12 32V31H11ZM26 32V31H25ZM35 32V31H34ZM64 32V31H63ZM62 32V33H63ZM83 32V31H82ZM6 33V32H5ZM9 33V32H8ZM57 33V32H56ZM65 33V32H64ZM74 33V32H73ZM79 33H81V32H79ZM99 33V32H98ZM150 33H152V35L150 34ZM16 34V33H15ZM48 35H50V33H47ZM53 34V33H52ZM66 34H69V33H65V35ZM8 35V34H7ZM28 35V34H27ZM30 35H31V33H30ZM35 36L32 38V40L31 41H29V42H26V44L24 45V46H22V47H15V45H17V44H15L14 46L12 45L11 47H7V46H10V45H8V44H4V42H5V40L3 39V36H4V34H3V36H2V39L4 40L3 41V44L7 47H5L6 49H4V47L2 46V44H0L1 46H0V50L2 49H4L3 51H0V63H2V64H5L4 66L6 67L7 66V68H8V83L6 84V79H3V81H5V82H1V83H5V85H6V88H5V86H3L5 89H6V91H7V93H8V91L9 92H11L12 91V89L13 88H16V87H18V86H20V87H22V88H27V86L29 87V89L31 88V83H32V80H34V79H37V80H41V82H42V79L43 80H45L46 79V77L48 78V76H47V74L49 73L48 72V70L50 69H48V70H45L44 69V67H45V65L43 64L44 63V61L42 60V61H40L39 59V55L38 54H36L35 52H37V51H39V50H37V49H39V48H37L38 46H40V48H42L45 44V42H43V41H45V39H47V36L44 34V31L42 30L40 33H38V34H34ZM60 35V34H59ZM151 35V36H150ZM10 36H11V34H10ZM10 36H9V39H10ZM33 36V35H32ZM52 36H54L55 37V34L54 35H52ZM67 37H69V35H66ZM100 36H101V34H100ZM99 36V38L101 39V37ZM31 37V36H30ZM61 38H63L64 37V34H63V37H62V35L60 36ZM132 38L131 40L133 41V43H130V42H132V41H130L129 40V42L127 41L128 40V38ZM165 37V38H164ZM57 38V37H56ZM58 38H59V36H58ZM60 38V39H61ZM65 38V37H64ZM63 38V39H64ZM7 39V38H6ZM34 39V40H33ZM62 39V42H61V44H63V45H65L66 44V47L65 48H67V45H69L68 44V41H65L66 39H64L63 40ZM68 39V38H67ZM72 38H70V40H71ZM134 39V40H133ZM171 39V38H170ZM0 40H1V38H0ZM37 41L36 43H34V41ZM51 40H53V38L51 39ZM72 40H74V39H72ZM71 40V41H72ZM102 40V39H101ZM167 40V39H166ZM221 40V39H220ZM7 41V40H6ZM54 41V40H53ZM53 41H52V44H53ZM56 41L58 42V39H56ZM61 41V40H60ZM75 41V40H74ZM100 41V40H99ZM9 42H11V39H10V41ZM8 42V43H9ZM98 42V41H97ZM102 42V41H101ZM0 43H2V41L0 42ZM44 45H43V44ZM55 43V42H54ZM75 43V42H74ZM10 44V43H9ZM60 44V43H59ZM72 44H73V42H72ZM104 44V43H103ZM131 44H133V46H131ZM41 45H43L42 47H41ZM55 45V44H54ZM75 45V44H74ZM223 45V46H222ZM46 46V45H45ZM58 46V45H57ZM60 46V45H59ZM70 46V45H69ZM72 46V45H71ZM70 46V47H71ZM87 46H89L88 44H87ZM86 45H85V47H87ZM92 46V47H91ZM91 46H89V48H85V47H83V48H85V49H83L82 47H77L76 45L74 46V47H76V48H74L75 50L77 49V50H82V51H77L76 53H75V51L73 52H71V50L73 49V48H67L68 50L70 49V52L68 53V51H67V55H65V56H67V59H65V60H67V61H69L70 62V65L74 62V63H76V65H80L81 63H94L96 66H97V64H99V62L98 61H105V56H104V48H103V46L102 45H96L95 46V44H94V46L91 44ZM62 48H64V46H62ZM79 48V49H78ZM147 49H150V50H153V51H151V52H153L154 53V58H155V64H154V66H153V63H152V66H153V71H152V68H151V66H150V59L147 57V52H149ZM167 49V48H166ZM37 50V51H36ZM119 50V49H118ZM58 51V50H57ZM120 51V50H119ZM65 52H66V49H65ZM78 52H80L79 54H78ZM118 52V51H117ZM120 52V53H121ZM150 52V53H151ZM40 53V52H39ZM42 53H44V55L46 54L44 51H42ZM149 53V54H150ZM152 53V54H153ZM204 54H203V57H204V60L203 61H205V64L209 67L208 68V72L210 73V71L211 72H213L215 69L214 68H220V65H219V63H218V61H217V51H216V48L215 47H213V45H211V47L210 48H208V49H204V52H203ZM64 54V53H63ZM119 53H117V55H118ZM164 54V53H163ZM44 57V55L43 54H41L40 53V57L41 58H43L42 56ZM61 55H62V53H61ZM119 56H120V54H119ZM119 56H116L117 58L119 57ZM125 56V55H124ZM129 56V55H128ZM37 57H38V59H37ZM55 57V56H54ZM63 57H64V55H63ZM116 57H114L113 59H112V66H110V67H116L115 65H113V63H114V61L113 60H115V58ZM122 57V56H121ZM131 57V56H130ZM153 57V56H152ZM104 58V59H103ZM153 58V59H154ZM61 59V58H60ZM63 59V60H64ZM1 60H2V62H1ZM62 60V61H63ZM118 60H120V59H118ZM131 60V61H132ZM151 60H152V58H151ZM178 60L180 61L179 62V64H180V67L184 70V69H187V68H190V67H192V68H197V66L195 65V63L193 62V60H191V59H189V58H184V57H180V58H178ZM201 60H202V58H201ZM227 60V58H225V59H223V62H225ZM61 61V62H62ZM40 62H43L42 64V67H41V65H40ZM97 64H96V63ZM109 62H111V61H109ZM108 62V63H109ZM118 62V61H117ZM64 63H65V61H64ZM79 63V64H78ZM103 62H101V64H102ZM115 63H116V60H115ZM127 64V63H126ZM128 64H130V62L128 63ZM201 64H202V62H201ZM68 65H69V63H68ZM68 65L66 64V66L68 67ZM69 65V66H70ZM73 65V67H75V68H77L76 67V65L74 66V64H72ZM72 65L70 66V68L72 67ZM93 64H91L90 66H92ZM95 65H93V66H95ZM111 65V64H110ZM119 65H121V64H119ZM3 66V65H2ZM3 66V67H4ZM48 66V65H47ZM46 66V67H47ZM55 66H57V65H55ZM82 66H83V64H82ZM81 66V67H82ZM89 66V65H88ZM0 67H1V64H0ZM36 67H38V74L36 73V71H35V73H36V77L37 78H33L32 79V71H34V69H36ZM45 67V68H46ZM79 67V66H78ZM110 67H108V68H110ZM125 67H127V66H125ZM128 67H129V65H128ZM174 67H175V65H174ZM174 67H172V68H174ZM69 68V67H68ZM69 68V69H70ZM74 68V69H75ZM80 68V67H79ZM83 68V67H82ZM81 68V69H82ZM89 69H90V67H88ZM117 68H119V67H116L115 69H117ZM202 68V70H200V69H196V71L197 70H199V71H204L203 69L205 68V70H206V67H201ZM2 69V68H1ZM53 69H55V68H53ZM72 69V68H71ZM80 69V70H81ZM115 69H114V72H115ZM171 69V68H170ZM175 69V68H174ZM173 69V70H174ZM210 69H212V70H210ZM218 69L217 70H215V71H218ZM57 70V69H56ZM59 70V69H58ZM111 70V69H110ZM127 70H128V68H127ZM164 70V71H163ZM168 70V69H167ZM220 70V69H219ZM4 71H5V69H4ZM112 71V70H111ZM111 71H110V74H111ZM194 71L195 73H196V77H198V74L200 73L199 71ZM207 71V70H206ZM214 71V72H215ZM48 72V73H47ZM56 72V71H55ZM109 72V71H108ZM151 72H154V74L152 75L151 74ZM213 72V73H214ZM6 74H7V72H5ZM52 75H53V73H52V69H51V72H50ZM49 73V74H50ZM147 73L149 74H151L150 76L149 75H147ZM185 73V72H184ZM183 73V74H184ZM191 73V72H190ZM194 73V74H195ZM198 73V74H197ZM204 73H206L207 75H210L209 73H207V72H204ZM218 73V72H217ZM1 74V73H0ZM56 74H59L58 72L56 73ZM61 74H62V72H61ZM168 74V73H167ZM193 73L191 74V75H194ZM3 75V74H2ZM1 75V76H2ZM185 75V74H184ZM188 75V74H187ZM190 75V74H189ZM212 75V74H211ZM214 75V74H213ZM33 76H35V75H33ZM53 76H55V73H54V75ZM129 76V75H128ZM214 76H217V75H214ZM218 76H219V74H218ZM2 77H4V76H2ZM6 77H7V75H6ZM5 77V78H6ZM49 77H51V78H49L48 80H50V79H52V76H50L49 75ZM135 77H133V78H135ZM150 77V78H151ZM194 77V76H193ZM207 77V76H206ZM213 77V76H212ZM45 78V79H44ZM55 78V77H54ZM103 78V77H102ZM125 78H126V76H125ZM130 78V77H129ZM129 78H128V80H129ZM139 78V79H138ZM146 78V77H145ZM144 78V79H145ZM195 78V77H194ZM207 78H209V76L207 77ZM2 79V78H1ZM127 79V78H126ZM147 79V78H146ZM198 79H200V78H198ZM197 79V80H198ZM37 80H35V82L34 83H36L37 82ZM57 80H62V79H58L57 78ZM132 80V79H131ZM130 80V81H131ZM152 80V79H151ZM158 80V81H157ZM200 80H202V78L200 79ZM2 81V80H1ZM47 81V80H46ZM52 81H56V80H52ZM51 81V82H52ZM64 81V80H63ZM66 81V80H65ZM64 81V82H65ZM129 81V82H130ZM140 81V80H139ZM138 81V82H139ZM204 81H206L205 79H204ZM48 82V81H47ZM49 82L50 84H48L49 86L50 85H52V83H56V82ZM60 81H58V83H59ZM101 82H103V81H101ZM126 82V81H125ZM128 82V81H127ZM128 82V83H129ZM131 82H133V83H135L134 82V80L133 81H131ZM130 82V84H132ZM161 82H163V80L161 81ZM198 82H199V80H198ZM201 82V81H200ZM203 82V81H202ZM34 83H33V86L34 87H38L36 84H38V82L34 85ZM44 83H46V82H44ZM61 83V82H60ZM66 83V82H65ZM65 83H64V86H65ZM70 83V82H69ZM68 82L66 83V84H69ZM127 83V84H128ZM140 83V82H139ZM153 83V84H154ZM193 83V82H192ZM42 84H43V82H42ZM102 84V83H101ZM141 84H143V82L141 83ZM141 84H139V85H141ZM161 84V83H160ZM16 85H18V86H16ZM38 85H40V84H38ZM57 85V84H56ZM59 85V84H58ZM69 85H71V84H69ZM91 85V84H90ZM93 85V84H92ZM96 85V84H95ZM95 85H93V87L95 86ZM162 85V84H161ZM43 87H47V86H45V84H43L42 85ZM48 86V87H49ZM67 86V85H66ZM103 86V85H102ZM158 86V87H157ZM1 87V86H0ZM19 87V88H20ZM31 88L32 90H29V91H31V94H29V93H27V95L29 94L30 95V98H31V100L33 99L31 96L34 94L33 92H35L34 91V89L36 90L37 88ZM40 87H41V85H40ZM40 87H38V89L40 90ZM42 87V88H43ZM50 87H52V86H50ZM55 87H57V86H55ZM154 87V86H153ZM176 87V86H175ZM42 88H41V90H42ZM53 88H54V85H53ZM53 88H52V90H51V88H50V95H51V92L52 91H56L55 89L56 88H54V90H53ZM67 88H68V86H67ZM95 88V87H94ZM155 88H154V90H155ZM170 88V87H169ZM197 88V87H196ZM2 89V88H1ZM4 89V90H5ZM21 89V88H20ZM46 90H42V91H40V93L41 92H43V91H48L47 90V88H45ZM49 89V88H48ZM60 89V88H59ZM63 89V88H62ZM86 89H89V86H88V88H86ZM91 89H92V87H91ZM98 89V88H97ZM38 90V91H39ZM65 90H66V88H65ZM158 90H160V89H158ZM157 90V91H158ZM170 90V89H169ZM16 91V90H15ZM19 91H21V92H23V89L22 90H19ZM37 91V90H36ZM38 91H37V97L39 96L38 95ZM60 91V90H59ZM63 91V90H62ZM86 91V90H85ZM88 91V90H87ZM91 91V90H90ZM94 91V90H93ZM168 91V90H167ZM13 92H14V90L12 91V94H13ZM17 92H18V88H17ZM16 92V93H17ZM20 92V94L19 93H17V94H19V95H17L16 96V94L14 95H11V93L9 94V103H11V98L13 97H17V98H19L20 99V96H21V100L22 99H24L25 97L28 99V100H25L26 101V103H27V101H28V103H29V96H25L24 94H25V92L24 93H21ZM68 92V91H67ZM92 92V91H91ZM95 92V91H94ZM153 92H155V91H153V88H152V91H151V94L153 93ZM159 92V91H158ZM160 92H161V90H160ZM1 93V92H0ZM3 93H5V91L3 92ZM7 93H5V94H7ZM15 93V92H14ZM33 93V94H32ZM39 93V94H40ZM53 93V92H52ZM86 94H87V92H85ZM89 93V92H88ZM96 93V92H95ZM141 93V92H140ZM35 94H36V92H35ZM55 94H60L61 95V93H55ZM63 94V93H62ZM143 94V93H142ZM149 94V93H148ZM160 94V93H159ZM41 95V94H40ZM46 95V96H45ZM44 95V93H43V97L44 98H41L40 96L38 97V98H40V100L41 99H45L48 95H49V92L47 93L46 92V94ZM59 95V96H60ZM88 96H89V94H87ZM94 95V94H93ZM92 95V96H93ZM143 95H145V94H143ZM143 95H142V97H143ZM5 96H7L8 97V95H5ZM52 96V95H51ZM63 96V95H62ZM94 96H96V95H94ZM147 96H149V95H147ZM0 97H1V94H0ZM22 97H24V98H22ZM33 97H35V98H37L36 96H33ZM97 97V96H96ZM95 97V98H96ZM139 97H140V95H139ZM141 97V98H142ZM150 97V96H149ZM154 97H156L155 96V94H154ZM153 97V98H154ZM157 97H159L158 95H157ZM167 97V96H166ZM37 98V99H38ZM48 98V97H47ZM47 98H46V100H47ZM61 98V97H60ZM90 98V97H89ZM141 98H140V100H141ZM144 98V97H143ZM142 98V99H143ZM2 99V98H1ZM3 99H4V97H3ZM7 99V98H6ZM19 99H17V101L19 100ZM37 99H36V101H37ZM62 99V98H61ZM91 99H92V97H91ZM160 99V98H159ZM40 100H38V102H40ZM45 100V103L46 102H49L48 100H49V98H48V100L46 101ZM51 100V99H50ZM81 100H83L81 103H80V105L79 106H82V107H85V112L87 113H84V115L82 114L83 112H84V110H82L83 108H81V107H78V106H76L75 108L77 109H74V111H72V114H70L71 116H70V118L69 117H67V115H65L64 117H60V116H58L59 114L57 113V110H55L56 112L55 113H57L58 115H57V119H61L60 121H61V123H60V121L59 120H57L56 119V121L58 122L59 121V125H57L54 129L52 128L51 129V126L52 127H54L53 126V124L50 126L49 124V126L48 127H50L49 129H47L48 127H47V125H46V127L47 128H44L45 130L47 129V130H49V131H52L53 130V132H54V134L53 135H55V137H53V144H51L52 143V139L50 140L49 139V141H51V142H49L50 143V145H48V142H46V144L49 146H45L46 147V151L45 150H41L42 152V154H40V153H38V152H36V151H34V152H36L38 155L40 154V156H36V154L35 153H33L32 154V156L34 157V158H32L31 159V161L29 162V163H31V164H29L28 162H27V160H29L30 158H31V155H30V158L28 157V159L27 158H25V160H26V163H28V165L26 164V163H24V164H26L29 168H27V171L28 170H32V167L33 166H35V168L36 167H38V165L41 163L42 164V166H41V164L39 165V167H38V169H40L39 170V172L40 173H43L44 174V177L46 176H51L54 172H56V171H58V169L59 170H61L63 173L65 172V170H66V168L65 167H67V165H65L64 163H71L72 164V160L70 161V160H68V161H70V162H68L65 158H64V156L65 157H67L66 155H68V154H70V152H71V150H72V152H71V155H72V157L71 158H75V157H77V150L76 151H74V147H76V145H79V144H77V142L78 141H76V139L78 140L80 137H78L79 136V134H78V132H80V131H78L77 132V130L78 129H76V128H78V127H75L74 128V123L72 124V123H70L71 122V120L73 119L72 118V116L74 115V113H76L73 117H75V120H76V117L78 116V113H80V114H82L83 116H81V118L83 119L82 121L80 120V122H84V123H88V124H90V126L92 127V134H91V136H90V138H91V145H93L94 144V142H99V143H95L94 145H95V147H94V145H93V148L96 150V152H97V150H98V153H101V149L103 148V147H105L104 148V150H106V147L107 148H111V146H114V145H116V144H118L119 142H121V139H119V137H121V134H123V131L124 130H126V128H128V129H130L132 126H134V124L136 123L137 124V122L139 123V121H137L136 120V118L138 117H136V111H137V108L140 106V102H139V105H136V103L134 104V108L132 109V111H128V110H125V109H123V108H119V107H116V108H109V107H104V108H101V110L100 109H98V112L96 111V113H95V110H97V108L95 107V108H92L93 107V105L91 104V106H90V104L88 103V102H85L84 101V98L82 99H80V101ZM149 100H151V98L149 99ZM148 100V102H150ZM157 100V99H156ZM0 101H2V100H0ZM3 101H5V100H3ZM3 101L2 102H0V104L1 103H3ZM14 101L16 102V99H14L13 101H12V103L14 104ZM23 101V100H22ZM22 101H18L20 104H22ZM25 101H23V104H26L25 103ZM139 101V100H138ZM147 101V100H146ZM145 101V102H146ZM30 102H32V103H35V100H34V102H33V100L32 101H30ZM93 102V101H92ZM137 102V101H136ZM27 103V104H28ZM42 103H43V105H46V104H44V101L42 100ZM42 103L40 104L39 103V106L40 105H42ZM52 103V102H51ZM50 103V104H51ZM53 103H55V102H53ZM52 103V104H53ZM98 103V106H100L99 105V102H97ZM4 104H8V102L7 103H4ZM4 104H3V107H2V105H1V110H2V112L1 113H4V115H2L1 113V117L2 116H4V120H3V117L1 118L2 119V121L4 122H6V120L8 121V122H10L9 120H10V118H11V116L10 115H13V113H15V112H12L13 110H11V106H12V104H11V106H10V104H9V106L11 107V108H9L10 110H8V107H7V109H6V107L4 106ZM17 104V108H20L19 107V105H18V103H16ZM22 104V105H23ZM26 104V105H27ZM30 104V103H29ZM49 104V105H50ZM88 104V105H87ZM95 104V103H94ZM22 105H20L21 107H23ZM34 106H37L38 105V103L36 104H33ZM48 105V104H47ZM54 105V104H53ZM52 105V106H53ZM86 105L87 106H89L88 107V109L86 110ZM96 105V104H95ZM102 105V104H101ZM104 105V104H103ZM107 105V104H106ZM105 105V106H106ZM143 105H144V103H143ZM142 105V106H143ZM97 106V105H96ZM13 107H15L14 105H13ZM42 107V106H41ZM44 107V106H43ZM46 107V106H45ZM51 107V106H50ZM54 107V106H53ZM78 107V108H77ZM102 107V106H101ZM141 107V106H140ZM6 109L5 110V112L3 111V109ZM16 108V109H17ZM80 108V110H78ZM153 108H155V107H153ZM12 109H14V108H12ZM15 109V110H16ZM21 110L20 111H22V108H20ZM46 109V108H45ZM49 109H51V108H49ZM60 109V108H59ZM91 111H90V110ZM92 109H94V111L92 110ZM156 109V108H155ZM8 110V112H10L11 111V114H9V113H6V111ZM37 110H38V108H37ZM51 110H53V109H51ZM50 110V111H51ZM63 110V109H62ZM131 110V109H130ZM157 110V109H156ZM20 111H17L16 112V117H17V120H16V122H14L15 121V119H16V117L14 118V121H12L13 120V117H12V119H11V121L13 122V123H15V124H13L12 126H11V123H10V128H11V130H13L12 132H13V134L15 135V137L17 138L16 139V141L18 142L19 141V143H20V145L23 143V137H25L26 138V136L28 137V135H27V133H26V131H25V125H26V122H25V120L26 119H24L25 117L24 116H22L21 117V115L19 116V112ZM29 111V109L27 110V112ZM49 111V112H50ZM252 111V110H251ZM251 111H247V110H245V109H243V108H240L239 110H238V114H240V116H241V121H243L240 125H242L243 123H245L246 125H247V129L249 130V129H252V128H259L260 126L259 125H261L262 127L264 126V108L260 111L259 110V112H258V110H257V112H256V114L254 115V113H252ZM24 113L26 112V109H25V111H23ZM27 112H26V114H27ZM31 114H30V113ZM28 113L30 114V117H32V116H35V115H33L34 113H33V111L32 110H30ZM63 112L64 111H62L60 114L62 115L63 114ZM70 112V111H69ZM74 112V113H73ZM22 112H20V114H21ZM152 113V112H151ZM7 114V115H6ZM38 115H39V112L37 113ZM41 114H43L42 112H41ZM49 114V113H48ZM51 114H52V112H51ZM65 114H66V111H65ZM80 114H79V117H80ZM137 114H138V112H137ZM139 114L141 115V112H139ZM138 114V115H139ZM9 115V116H8ZM22 115H23V113H22ZM32 115V116H31ZM44 115V114H43ZM53 115V114H52ZM64 115V114H63ZM69 115V114H68ZM139 115V116H140ZM28 116V115H27ZM47 116V115H46ZM54 116H56V115H54ZM10 117V118H9ZM30 117H27V119L28 118H30ZM69 118V119H71V120H69V121H67L68 119H65V118ZM141 117V116H140ZM238 117V116H237ZM34 118H36V117H33V119ZM39 118V117H38ZM78 118V117H77ZM80 118V119H81ZM139 118V117H138ZM53 119V118H52ZM55 119V118H54ZM53 119V120H54ZM141 119V118H140ZM139 119V120H140ZM28 120H31V118L30 119H28ZM37 120V119H36ZM35 120V122H37ZM47 120V119H46ZM74 120V119H73ZM235 120H237V119H235ZM44 121V120H43ZM48 121V120H47ZM55 121V123H54V125L55 124H57V122ZM86 121V122H85ZM137 121V122H136ZM212 121V120H211ZM234 121V120H233ZM232 121V122H233ZM3 122H0V124L1 123H3ZM8 122H6L5 124L7 125L8 124ZM29 122V121H28ZM34 122V121H33ZM45 122V121H44ZM54 122V121H53ZM75 122V121H74ZM235 122V121H234ZM238 122V121H237ZM42 123V122H41ZM46 123V122H45ZM51 123V122H50ZM76 123V122H75ZM239 123V122H238ZM260 123V124H259ZM4 124V123H3ZM2 124V125H3ZM3 125L4 127L6 126V125ZM29 124V123H28ZM27 124V125H28ZM38 124V123H37ZM40 124V123H39ZM216 123L213 121V122H210V128H211V126L213 127V125H215ZM232 124V123H231ZM29 125H31V124H29ZM45 125V124H44ZM76 125V124H75ZM239 125V124H238ZM244 125V124H243ZM33 126V125H32ZM139 126V125H138ZM137 126V128H135V129H137V130H135L136 132L138 131V129H139V127ZM233 126H236V125H233ZM25 127V128H24ZM38 127H39V129H40V126L38 125ZM82 127V126H81ZM245 127V126H244ZM6 128V127H5ZM9 128V127H8ZM9 128V129H10ZM34 128V127H33ZM32 128V129H33ZM41 128H43V127H41ZM89 128V127H88ZM214 128V127H213ZM245 128V129H246ZM38 129V128H37ZM91 129V128H90ZM264 129V128H263ZM27 130V129H26ZM29 130V129H28ZM44 130V134H45V136L46 135H48V137H49V133H45L46 131ZM130 130H132V129H130ZM244 130V129H243ZM25 131V132H24ZM34 130H32L31 132H33ZM39 131V130H38ZM42 131V130H41ZM40 131V132H41ZM48 131V132H49ZM82 131V130H81ZM85 131V130H84ZM91 131V130H90ZM134 131V130H133ZM259 131V130H258ZM2 132V131H1ZM246 133H247V130L245 131ZM245 132H243L244 133V135H245ZM249 132H250V130H249ZM43 133H41V134H43ZM135 133V132H134ZM158 133V132H157ZM253 133V132H252ZM2 134V133H1ZM6 133H4V135H5ZM32 134V133H31ZM40 134V135H41ZM51 134V133H50ZM81 134H82V132H81ZM88 134V133H87ZM86 134V135H87ZM156 134V133H155ZM241 134V133H240ZM255 134V133H254ZM3 135V134H2ZM1 135V136H2ZM4 135L2 136V137H4ZM7 135V134H6ZM6 135H5V137H6ZM33 135V134H32ZM52 135V134H51ZM76 135H78L77 137H76ZM158 134H156V136H157ZM161 134H159V136L158 137H161L160 136ZM30 136V135H29ZM83 136V135H82ZM238 136V135H237ZM254 136V135H253ZM30 137H32V136H30ZM39 137V136H38ZM43 137V136H42ZM249 137H251V136H249ZM248 137V138H249ZM6 138H8V136L6 137ZM33 138V137H32ZM50 138H51V136H50ZM54 138H56L55 140H54ZM243 138L245 139V137L243 136ZM242 138V139H243ZM247 138V139H248ZM0 139H1V137H0ZM39 139V138H38ZM40 139H41V137H40ZM122 139H123V136H122ZM230 140H231V138H229ZM242 139H236L237 141L236 142H229V144H228V148H225V151H226V149H227V152L226 153H223V155L221 154V155H219V154H216V155H213L214 157H212V160H211V162L209 161L210 160V158H209V160H208V162L210 163V168L209 167H207V168H209L210 170L209 171H211V178H212V180H208V178L206 179V180H208V182L210 181V183L211 182H214V185H216L218 188L216 189V186H214V185H212V186H214V189H216V191H214V189H213V187H212V189H213V192H212V189L210 188V190L211 191H209V187H208V185H209V183L207 184V185H205V184H202V185H200V187L198 186L199 185V182H198V187L197 188H200V189H198L199 190V192H195V190L193 191V192H195V194L193 195V197L192 198H190V199H184L183 197L182 198H180V196H179V198L177 197L178 195V193L180 192V191H177L176 189V195H174V191H172V196H173V201L171 202V199L168 201H166V198H162L163 199V202L161 201V203L159 204V203H157V202H153V200H152V198H151V200H152V205L150 204V206L148 205V202H144V200L142 199V201H141V197H140V200L137 198V196H135L136 197V201H135V204H134V207L133 208H135V206H136V203H138L139 201V203H138V207H137V220H136V222L133 224V223H131V224H133L134 226H131V224H130V226H131V229H132V227H134V229H133V231H132V233H131V236H132V238H127V240H129L130 241V239H132L133 240V242H130V244L132 243H136L137 244V246L136 247H138L139 248V251H140V253L141 254H143L144 253V255L143 256H145L146 257V255L148 254V256L149 257H152V258H149L148 256L146 257V258H144L143 256H141V255H138V256H141V257H138V259L139 258H141V259H139V264H141V263H143V262H141L142 261V259H146V260H148V258H149V262L148 263H150V264H153L154 262L152 261V260H154L155 261V264L158 262V260H161L163 263H169V264H173L174 262H176V264H177V262L179 263V264H185L186 262H187V258L190 256V258H191V255H193L194 254V252L195 251H193L192 252V250L194 249L193 247H195V245H197V240H198V238H196L197 240H196V242H195V245H194V243H192V242H194V241H192V239H193V237H192V233H191V231L193 232V229H194V231L195 230H200V229H202L203 231H207V229L208 230H210V232H214V234H215V228L217 229V231L219 230V232H220V234H217V236H218V238L216 239V238H214V237H211V236H208V237H210V238H212V241L214 242V244H213V242L211 241V243L213 244H211L212 245V247L211 246H208V245H210V244H208L207 246H208V250H210L211 248L213 249V246H214V250H215V255L214 256H216L217 257V261L219 262V264H235V262L237 263V261H234V260H238L237 258H239V261H240V263L239 264H257V263H259L260 262V264H261V262H263L264 263V246L262 247V245H260V243L261 242H263L264 243V233L262 234V232L264 231V228L262 229L261 228V230L259 229L262 225H264V222H262V221H264V218H262V214H260L261 215V218H262V220H260V219H255V216L256 215H258L257 217L258 218H260L259 217V214H257V213H262V211H260V210H263V208H264V202L262 203V202H260L259 204H261L262 203V209H260L259 210V208L261 207V205H258V206H260L259 208H258V206L257 205H255V204H257L258 202H259V200H258V202H256L255 203V201H254V205L255 206H257V209H258V211L259 212H256L255 213V211H256V209L253 207V205H252V203L251 202H253V199H255V198H252V201L248 198V200H247V197L245 198H243L242 196H239L237 193H238V190H240V191H242L243 192V188L242 189H240L239 187L243 184V180H246L247 179V176L248 175H246V174H248L247 172H251L252 171V173L253 172H255V171H257V169L259 170V168H256L255 169V167H257V165H259V164H255V162L253 161V163L255 164V165H253L252 163H247V158L248 157H255V156H257L259 153H260V151H261V147L262 146H260V147H256V148H250V147H248L246 144H248V143H246L248 140H246V142H245V145H244V142H242ZM250 139V138H249ZM8 140V139H7ZM27 140V139H26ZM120 140V141H119ZM81 141H83L82 139H81ZM81 141H79V142H81ZM161 141V140H160ZM260 141H262V140H260ZM42 142V141H41ZM44 142V141H43ZM102 142L104 143V144H102ZM123 142V141H122ZM258 142V141H257ZM3 143H6V141L4 142V139H3ZM124 143V142H123ZM122 143V144H123ZM161 143V142H160ZM262 143H264V142H262ZM0 144H2V141H0ZM10 144V143H9ZM83 144H85V143H83ZM82 143H81V145H83ZM106 144V145H105ZM122 144H120V145H122ZM159 144V143H158ZM162 144V143H161ZM3 146L5 145V144H2ZM31 145V144H30ZM30 145H28V146H30ZM36 145H37V142H36ZM39 145V144H38ZM42 145V144H41ZM85 145H87V144H85ZM102 145V146H101ZM224 145V144H223ZM248 145H250V144H248ZM260 145H261V143H260ZM5 146H7V144L5 145ZM5 146H4V149H5ZM12 146V145H11ZM33 146V145H32ZM89 146V145H88ZM118 146V145H117ZM125 146V145H124ZM123 146V147H124ZM251 146V145H250ZM2 146L0 145V148H1ZM8 148H9V146H7ZM6 147V148H7ZM34 147V146H33ZM87 146H85V148H86ZM116 147V146H115ZM120 147H122V146H120ZM126 147V146H125ZM224 147V146H223ZM263 147H264V144H263ZM7 148V149H8ZM22 148H23V146H22ZM22 148L20 149V150H22ZM24 148H26V147H24ZM24 148H23V150H24ZM32 148V147H31ZM35 148H36V146H35ZM77 149H78V147H76ZM90 148V147H89ZM119 147H117V149H118ZM16 148H13V150L12 149H10V151L12 152V151H16L15 150ZM30 149V148H29ZM41 149V148H40ZM79 149H80V147H79ZM82 149H84L83 148V146H82ZM116 149V148H115ZM121 149V148H120ZM120 149L118 150V151H120ZM2 150L3 149H1L0 151L2 152ZM6 150V149H5ZM22 150V151H23ZM31 151H32V149H30ZM33 150H35V149H33ZM127 151H128V149H126ZM220 150V149H219ZM224 150V149H223ZM8 151H9V149H8ZM9 151V152H10ZM40 151V150H39ZM45 151V152H44ZM80 151V158H81V156H83V155H81L82 153H84L85 151H83L82 153H81V150H79ZM108 151V150H107ZM122 151H124V149L122 150ZM167 151V153H169L170 151H168V150H166ZM166 151H164V154H162L163 153V151L161 152V155H158L159 157L157 158V161H156V163H155V161H154V165L153 164H151L152 166H148V164L146 163V165H144L143 167H142V172L141 173H143V178H145V180H146V178L149 180V185H150V188H151V190H152V192H153V194H155L156 195V192L158 193V188H160L161 187V185H160V187H158L159 185H157L156 184V181H157V178H158V176H161V175H163L164 173V171L169 167V169L170 168H172V166H168L169 164V162H170V165H171V161H174V160H171L170 159V156L166 153ZM191 151H193V150H191ZM190 151V153H192ZM218 151V150H217ZM9 152H6V154H9ZM13 152V153H14ZM44 152V153H43ZM103 152V151H102ZM189 152V151H188ZM188 152H186V153H188ZM194 152V151H193ZM24 153H26L25 152V150H24ZM166 153V154H165ZM184 154H185V152H183ZM183 153H181V154H179V157H181L182 155H183ZM189 153V155L191 156V154ZM214 153H216V152H214ZM10 154H12V153H10ZM15 154H17V153H14V154H12V155H14V156H16ZM85 154V153H84ZM102 154V153H101ZM173 153H171V155H172ZM195 154H197L196 152L193 154V155H195ZM225 154V155H224ZM0 155H3V154H1L0 153ZM19 155V154H18ZM16 156L15 158H17V157H21L22 159L24 158V157H22L23 155H26V154H23L22 153V156ZM99 155V154H98ZM174 155V154H173ZM181 155V156H180ZM192 155V156H193ZM7 156H9V155H7ZM7 156H6V158H7ZM70 156V155H69ZM68 156V157H69ZM184 156V155H183ZM185 156H187V155H185ZM211 156H212V154H211ZM26 157V156H25ZM41 157V158H40ZM68 157H67V159H68ZM173 157H175V155L173 156ZM177 157V156H176ZM175 157V158H176ZM189 157V156H188ZM187 157V159H183V157H181V158H179V159H182V161L184 160V162H183V165L184 166H182L181 164H182V161L181 160H179L178 158H176L175 159V161H177V159L179 160V161H177L178 162V165L177 166H182L183 168L185 167L186 169H188V170H190V168H191V166H193V163H194V160L195 159H193V157L195 158V156H193L192 158L191 157H189L188 158ZM198 156L196 155V158H197ZM200 157V156H199ZM209 157V156H208ZM5 158V156L3 157V158H1L0 159V161H3V159ZM20 158V159H21ZM70 158V159H71ZM202 158V157H201ZM206 158V157H205ZM205 158H202V160H205ZM256 158V157H255ZM9 159H11L10 157H9ZM20 160L18 163L17 162H15L14 161V158H13V160L12 161H14V163H17L18 165V169H20V165L22 166V163L24 162V159L23 160ZM39 159V160H38ZM66 160L65 162H63L64 160ZM77 159H78V157H77ZM208 159V158H207ZM207 159H206V161H207ZM6 160V159H5ZM19 159H17L16 161H18ZM156 160V159H155ZM199 160V159H198ZM197 160V161H198ZM202 160L200 161V162H202ZM264 160V159H263ZM262 160V161H263ZM22 161V162H21ZM45 163H44V162ZM74 161V160H73ZM77 160H75V162H76ZM79 161V160H78ZM142 161V160H141ZM169 161V162H168ZM181 161V162H180ZM196 161V162H197ZM261 161V160H260ZM262 161H261V163H262ZM4 163L6 162V161H3ZM21 162V163H20ZM43 162V163H42ZM74 162V163H75ZM177 162H175L176 164H177ZM200 162H197L198 164L200 163ZM207 162V163H208ZM249 162V161H248ZM73 163V164H74ZM179 163H181L180 165H179ZM260 163V164H261ZM7 165H9L10 163H6ZM5 164V165H6ZM23 164V165H24ZM43 164H45V165H43ZM107 164V163H106ZM141 164V163H140ZM204 164H205V162H204ZM203 164V165H204ZM15 165V164H14ZM30 165H32V167H31V169H30ZM69 165V164H68ZM108 165V164H107ZM167 165V166H166ZM25 166V165H24ZM104 166V165H103ZM141 166V165H140ZM252 166H255V167H253L254 169V171L253 170H250L249 168H251L252 169ZM262 169H263V171H264V161H263V163H262ZM261 166H258V167H261ZM16 167V166H15ZM26 167V166H25ZM24 167V168H25ZM100 167H102L101 165H100ZM108 167V166H107ZM194 167H195V164H194ZM22 168V167H21ZM141 168V167H140ZM174 168H177L176 166L174 167ZM182 168V169H183ZM185 168L183 169V170H185ZM34 169V168H33ZM71 169V168H70ZM168 169V171H171V170H169ZM178 169V168H177ZM181 169V167H179V170ZM261 169V170H262ZM68 170V169H67ZM93 170V169H92ZM94 170H96V169H94ZM99 170V169H98ZM102 170H103V168H102ZM105 170V169H104ZM108 170V169H107ZM176 170V169H175ZM178 170V171H179ZM207 170V172L208 173H210L209 171H208V169H206ZM250 170V171H249ZM260 170V173L262 174V171ZM19 171L20 170H18V173H19ZM26 171V170H25ZM24 171V172H25ZM26 171V172H27ZM167 171V170H166ZM165 171V172H166ZM177 171V170H176ZM178 171H177V173H178ZM192 171V170H191ZM1 172V171H0ZM10 172V171H9ZM23 172V168L21 169V172H20V174ZM106 172V171H105ZM104 172V174H106ZM109 172V171H108ZM172 172V171H171ZM180 172V171H179ZM187 172H189V171H187V170H185V174L187 173ZM17 173V174H18ZM57 173V172H56ZM56 173H54V174H56ZM93 173H94V171H93ZM98 173V172H97ZM100 173H101V171H100ZM103 173V172H102ZM110 173H113V172H110ZM110 173H108L109 175H110ZM140 173V174H141ZM161 173H163V174H161ZM166 173H168V172H166ZM173 173V172H172ZM177 173H175V175L177 174ZM181 173V172H180ZM179 173V174H180ZM184 173H182L183 175H184ZM191 173V172H190ZM208 173L206 174V172L204 173V174H206V175H208ZM252 173H251V175H252ZM1 174L3 175V173L1 172ZM5 174V173H4ZM19 174V175H20ZM23 174V173H22ZM26 174H30V173H26ZM34 174V173H33ZM43 174L41 175V176H39V177H42L43 176ZM60 174V173H59ZM96 174V173H95ZM134 174V173H133ZM178 174V175H179ZM193 174H194V172H193ZM255 174H256V172H255ZM257 174H259L258 173V171H257ZM7 175V174H6ZM57 175H58V173H57ZM56 175V176H57ZM61 175V174H60ZM98 175V174H97ZM132 175V174H131ZM165 175V174H164ZM167 175V174H166ZM173 175V174H172ZM205 175V176H206ZM210 175V174H209ZM250 175V174H249ZM260 175V174H259ZM264 175V174H263ZM1 176V175H0ZM24 176H25V174H24ZM29 176V175H28ZM36 176V175H35ZM38 176V175H37ZM135 176H137V174L135 175ZM169 176H170V174H169ZM177 176V175H176ZM185 176V175H184ZM190 176V175H189ZM192 176V175H191ZM246 178H245V177ZM45 177V178H46ZM54 177V176H53ZM52 177V178H53ZM58 177V176H57ZM134 177V176H133ZM162 177V176H161ZM175 177V176H174ZM178 177V176H177ZM180 177H181V174H180ZM187 177V176H186ZM209 177V178H210ZM260 179L261 177H259L258 175H255V178L257 179H254L252 182H254L253 184H257L260 180L258 179V178ZM31 178V177H30ZM130 178H131V176H130ZM137 178V177H136ZM139 178H140V176H139ZM168 178H170V177H168ZM193 178H194V176H193ZM201 179H203L204 177H203V175H202V177H200ZM206 178V177H205ZM245 178V179H244ZM263 178V179H262ZM261 179L262 180H264V177H262ZM34 179V178H33ZM35 179H37V177L35 178ZM40 179V178H39ZM50 177L47 179V181L49 180L50 181ZM129 179V178H128ZM134 179V178H133ZM167 179V178H166ZM195 179V178H194ZM38 180V179H37ZM41 180H43V177L41 178ZM127 180V179H126ZM131 180V179H130ZM135 180H138V179H135ZM161 180H163L161 183L162 184H166L167 185V183L165 182L164 183V179L162 178ZM171 180V179H170ZM173 180H174V178H173ZM172 180V181H173ZM175 180H177V179H175ZM173 181V182H176V181ZM181 180V179H180ZM191 180H192V178H191ZM248 180L249 179H247V183H248ZM259 180V181H258ZM43 181H46L45 179L43 180ZM197 181H198V179H197ZM197 181H196V183H197ZM202 181V180H201ZM204 181V180H203ZM243 181V182H242ZM250 181V180H249ZM256 181H258V182H256ZM3 182L4 181H2V179L0 180V200H1V198L3 197V195H5V194H7V189L8 190H10V188H9V186L8 185H10V184H6L5 186H4V184H3ZM38 182V181H37ZM131 182H133V181H131ZM138 182H141V181H138ZM158 182V181H157ZM171 183L172 184V186H174L173 184H176L177 186H178V184H177V182L176 183ZM246 182V181H245ZM251 182V181H250ZM261 182V181H260ZM263 182V181H262ZM38 183H41V181L40 182H38ZM134 183H135V181H134ZM134 183H133V186H134ZM153 183V184H152ZM169 183V182H168ZM182 183L184 184L185 182H183L182 181ZM193 183V182H192ZM194 183H195V181H194ZM201 183V182H200ZM203 183V182H202ZM240 183H242L241 185H240ZM246 183V184H247ZM137 184V183H136ZM136 184H135V186H136ZM171 184H170V186H171ZM183 184H181V185H183ZM211 184H213V183H211ZM210 184V185H211ZM251 184V183H250ZM252 184V186H251V188L250 189H252L253 188V190L255 189V187H253V186H255V185H253ZM259 185H260V183H258ZM41 185H42V183H41ZM130 185V184H129ZM131 185H132V183H131ZM175 185V187H177ZM191 185V184H190ZM194 185H196V184H193V188H194ZM209 185V186H210ZM137 186H138V184H137ZM136 186V187H137ZM140 186V185H139ZM185 186V185H184ZM208 188H207V187ZM244 186V185H243ZM246 186V185H245ZM249 186V187H250ZM258 186V185H257ZM5 187H7V189L5 188ZM36 187V186H35ZM135 187V188H136ZM145 187H146V184H145ZM175 187H172L173 189H171V190H174V188ZM180 187V186H179ZM238 187V188H237ZM248 187V188H249ZM37 188H41V187H37ZM139 188V187H138ZM141 188H143V187H141ZM149 188V187H148ZM149 188V189H150ZM196 188V189H197ZM247 188V187H246ZM258 189H259V187H257ZM6 189V190H5ZM13 189V188H12ZM133 187H132V191H133ZM160 189H163V187H161ZM181 189H183V188H181ZM181 189H178V190H181ZM189 189H190V187H189ZM188 189V190H189ZM221 189H225V190H227L228 191V193H229V195L227 194V191L226 192H224L223 191V193H226L227 194V196H226V194H225V197H229L228 199H229V201H230V203H229V205H231V207H228V208H226L225 207V205L223 206L226 210H225V212H224V214L222 213L221 214V218H220V215H217V213L221 210V208H219V210L218 209H216L215 207L218 205V206H221L220 204H222L223 202L222 201H224L225 199H223L222 201L220 200V199H222L223 197H224V195H223V193H222V195H223V197L222 198H220L221 196H219V202H218V195L217 194H221ZM238 189V190H237ZM260 189H261V187H260ZM259 189V190H260ZM26 190V189H25ZM40 190L41 189H38L37 191H39L40 192ZM137 190V189H136ZM135 190V191H136ZM144 190V189H143ZM151 190H149V191H151ZM166 190V189H165ZM191 190V189H190ZM221 190V191H220ZM247 190V189H246ZM245 190V191H246ZM252 190V191H253ZM5 191H6V193H5ZM13 191V190H12ZM29 191V190H28ZM36 191V190H35ZM42 191V190H41ZM131 191V190H130ZM160 191V190H159ZM167 191V190H166ZM191 191V192H192ZM220 192V193H217V194H215V192ZM236 191H237V193H236ZM250 191V193H251V190H247V192H249ZM258 191V190H257ZM263 191V190H262ZM27 192V191H26ZM139 192V191H138ZM146 192V191H145ZM161 192V191H160ZM165 192V191H164ZM192 192V193H193ZM259 192V191H258ZM264 192V191H263ZM9 193H10V191H9ZM18 193V192H17ZM24 193V192H23ZM36 193V192H35ZM42 193V192H41ZM40 193V194H41ZM134 193V192H133ZM140 193H141V189H140ZM151 193V192H150ZM162 193V192H161ZM181 193V192H180ZM244 194L246 193V192H243ZM25 194V193H24ZM135 194V193H134ZM139 194V193H138ZM146 193H144V195H145ZM147 194H148V192H147ZM153 194L151 193L150 195H152L153 196ZM168 194V193H167ZM236 194L239 196V198H237L236 197ZM242 194V193H241ZM240 194V195H241ZM243 194V195H244ZM22 195V194H21ZM28 195V194H27ZM31 195V194H30ZM43 195H44V193H43ZM130 195V194H129ZM144 195L142 196L143 198H145L144 197ZM161 195V194H160ZM180 195V194H179ZM251 195V194H250ZM255 195V194H254ZM253 195V197H257V196H254ZM7 196V195H6ZM39 196V195H38ZM37 196V197H38ZM41 196V195H40ZM46 196V195H45ZM70 196V197H69ZM69 196H67L64 200H63V205H62V207L64 206L65 208H67V206L68 207H70V208H73V211H71V209H68V211L70 212L69 213V215L71 214V212L74 214L75 212H82L79 208V206L78 207H76V204L78 203V198H77V200L75 199V201L77 202H75L73 199H74V197H75V195H72V196H74V197H72L71 195H69ZM174 196H175V198L177 197V199H174ZM184 196V195H183ZM261 196H264V194L262 195L261 194ZM261 196H260V198H261ZM34 197H35V194H34ZM41 197H43V196H41ZM134 196L132 195V198H133ZM134 197V198H135ZM138 197H139V195H138ZM147 197L149 198V197H151V196H148L147 195ZM155 197V196H154ZM156 197H158V196H156ZM167 197V196H166ZM6 198V197H5ZM4 198V199H5ZM32 198V197H31ZM50 198V197H49ZM227 198H226V201L225 202H227ZM258 198V197H257ZM43 199V198H42ZM139 201H138V200ZM5 200H7V199H5ZM45 200V199H44ZM47 200V199H46ZM49 200V199H48ZM54 200H55V198H54ZM116 200V199H115ZM129 200V199H128ZM1 201H3V200H1ZM1 201H0V209H1V207H3L4 206V204H1ZM117 201V200H116ZM130 201V200H129ZM154 201H155V198H154ZM228 201V202H229ZM262 201H264L263 200V198H262ZM60 202V201H59ZM151 202V201H150ZM171 202V203H170ZM222 202V203H221ZM224 202V203H225ZM57 203H58V201H57ZM223 203V204H224ZM80 204V203H79ZM131 204V203H130ZM212 204H214V205H216V206H211ZM3 205V206H2ZM12 205H14V203L12 204ZM11 205V206H12ZM128 205V204H127ZM251 205H252V208H254V210H252L253 212L252 213H254L253 215L252 214H250L249 213V210H248V208L250 207L251 208ZM76 208H75V207ZM132 206H133V203H132ZM149 206V207H148ZM227 206V205H226ZM212 207H214L216 210H218V212H216V215H214L213 216V214L212 213H214L212 210H210V208L212 209ZM222 207V206H221ZM246 207H247V210H246ZM4 208V207H3ZM2 208V209H3ZM6 208V207H5ZM13 208H14V206H13ZM64 208V209H65ZM78 209L79 211H75L74 212V210L75 209ZM125 208V207H124ZM130 208V207H129ZM129 208H127L126 207V209H129ZM132 208V207H131ZM132 208V209H133ZM251 208V209H252ZM82 209V208H81ZM121 209H123V207L121 208ZM132 209H130V210H132ZM19 210V209H18ZM24 210V209H23ZM123 210H125V209H123ZM136 210V209H135ZM6 211V210H5ZM32 211V210H31ZM40 211V210H39ZM42 211V210H41ZM67 211V210H66ZM122 211V210H121ZM134 211V210H133ZM212 211V212H211ZM264 211V210H263ZM18 212H20V211H18ZM25 212H27V211H25ZM79 212V213H80ZM125 212V214L127 213L126 211H124ZM131 212V211H130ZM212 214H210V213ZM15 213V212H14ZM76 213V214H77ZM121 213H123V211L121 212ZM128 213H129V211H128ZM264 213V212H263ZM1 214H2V212H1ZM20 214V213H19ZM22 214V213H21ZM26 214V213H25ZM27 214H28V212H27ZM30 214V213H29ZM28 214V215H29ZM38 214V213H37ZM43 214H45V213H43ZM66 214H68V213H66ZM75 214V215H76ZM120 214V213H119ZM124 214V215H125ZM199 214H201L202 216H199V217H204L203 219H201V218H199L198 217V215ZM210 214V215H209ZM27 215V216H28ZM68 215V218H67V215H66V219L64 220V224L67 226V224L69 223L70 225H71V221H72V223H74L75 224V226L76 225H78V227L80 226H84L83 228H85V225H84V223L86 224H88V222H85V220H82V218H80L79 216H82V214H80L79 216H73L72 214L69 216ZM154 215V216H153ZM223 215V216H222ZM251 215L252 216H254L253 218L251 217ZM1 216V215H0ZM35 216V214L33 215V217ZM38 217L39 216H42L43 217V215H37ZM71 216H73V219H72V217ZM122 216V218H123V215H121ZM120 216V217H121ZM126 216H127V214H126ZM184 216H189V218H188V220L185 218L184 219ZM219 216V217H218ZM2 217V216H1ZM19 217V216H18ZM31 217H32V215H31ZM71 217V218H70ZM2 218H4V217H2ZM23 218V217H22ZM37 218V217H36ZM44 218V217H43ZM46 218V217H45ZM128 218V217H127ZM199 220H198V219ZM219 218H220V220H219ZM118 219V218H117ZM124 219V218H123ZM122 219V220H123ZM131 219V218H130ZM223 219V220H222ZM23 220V219H22ZM33 221H34V219H32ZM37 220L39 221L40 220V217L39 218H37ZM37 220L35 219V221L37 222ZM57 220L58 219H54V220H52V223H57ZM129 220V219H128ZM1 221H3V219L1 220ZM0 221V222H1ZM34 221V222H35ZM41 221V220H40ZM44 221V220H43ZM60 221V220H59ZM70 221V222H69ZM84 221V222H83ZM119 221V220H118ZM125 221V220H124ZM132 221V220H131ZM219 221H222V223L224 222V226L222 227V223H221V225H220V222ZM4 222V221H3ZM33 222V223H34ZM35 222V223H36ZM89 222H92V221H89ZM126 222V221H125ZM124 222V223H125ZM133 222V221H132ZM203 222V224H200V225H197V223L199 224V223H202ZM2 223V222H1ZM38 224H39V222H37ZM61 223V222H60ZM196 223V225L197 226H199V227H201L200 229H197V226H196V228H191L192 226L193 227H195V224ZM41 224V223H40ZM39 224V225H40ZM73 224V225H74ZM56 225V224H55ZM54 225V226H55ZM61 225V224H60ZM124 225V224H123ZM206 225H207V227H210L209 225H215V226H221L220 227V229H218L217 227H215L214 226V230L215 231H211V228L209 229V228H207L206 230H205V227H206ZM36 226H37V224H36ZM41 226H43V225H40V227ZM87 226V225H86ZM122 226V225H121ZM126 226H127V222H126ZM205 226V227H204ZM2 226H1V224H0V228H1ZM28 227H30L29 225H28ZM32 227H35V226H33V224H32ZM31 227V228H32ZM46 227H48L47 225H46ZM50 227V226H49ZM48 227V228H49ZM60 227H62V226H60ZM81 227V228H82ZM92 227V226H91ZM120 227V226H119ZM119 227H118V229H119ZM125 227V226H124ZM128 227H129V222H128ZM203 227H204V229H203ZM3 228V227H2ZM38 228V227H37ZM51 228V227H50ZM80 228V229H81ZM120 228H122V227H120ZM213 228V227H212ZM5 229V228H4ZM4 229H3V231H4ZM41 231H42V233H43V230L45 229V228H43V227H41ZM64 229H66V228H64ZM92 229H94V227H92ZM192 229V230H191ZM28 230V229H27ZM34 230V229H33ZM46 230H48L47 228H46ZM117 230V229H116ZM122 230H128V229H123L122 228ZM200 231V232H202V236H203V231ZM261 231V233H260V231ZM30 230H28L27 232H29ZM39 231V230H38ZM37 231V232H38ZM64 231V230H63ZM257 231V232H256ZM1 232H2V229H0V252L2 253V251H5L4 250V245L6 244V242H4V237H3V235L1 234ZM8 232V231H7ZM34 232V234H35V231H33ZM47 232H49V231H47ZM51 232H52V230H51ZM66 232H67V230H66ZM79 232H81V231H79ZM84 232V231H83ZM118 232H119V230H118ZM130 232H131V230H130ZM130 232H128V234L127 235H129V233ZM195 232H197V231H195ZM199 232V231H198ZM199 232V233H200ZM207 232H209V231H207ZM207 232H205L206 234H207ZM24 233V232H23ZM26 233V232H25ZM41 233V232H40ZM86 233V232H85ZM121 233V232H120ZM198 233V234H199ZM258 234V236L260 237V238H262V240H260L261 242L259 243L258 242V240L256 241V235ZM4 234V233H3ZM44 234V233H43ZM42 234V235H43ZM95 234V233H94ZM93 234V235H94ZM125 234H126V232H125ZM205 234V236L207 237V235ZM210 234H212V233H210ZM209 234V235H210ZM25 235H27V234H25ZM38 235V234H37ZM41 235V234H40ZM45 236L47 235V234H44ZM92 235V236H93ZM123 235H124V233H123ZM23 236V235H22ZM34 236V235H33ZM88 236V237H87ZM85 238L88 240V238L90 237V235H87ZM96 236V235H95ZM106 236V235H105ZM122 236V235H121ZM197 236H200V234L199 235H197ZM123 237V236H122ZM204 237V236H203ZM6 238H7V236H6ZM34 238V237H33ZM33 238H30L31 240L33 239ZM39 238V237H38ZM41 238H43V236L41 237ZM40 238V239H41ZM44 238H46V237H44ZM48 238V237H47ZM50 238V237H49ZM48 238V239H49ZM52 238V237H51ZM50 238V239H51ZM84 238V239H85ZM91 239L93 238V237H90ZM89 238V239H90ZM106 238V237H105ZM124 238V237H123ZM210 238H208V240L210 241ZM30 239H28V240H30ZM40 239H39V241H40ZM48 239H46V240H48ZM82 240L83 241V243L85 244L87 241H85V240ZM126 239V238H125ZM204 239H205V237H204ZM207 239V238H206ZM35 240V239H34ZM45 242H50V241H46L45 239H43ZM109 240H111L112 241V244H111V242L110 241H108V239L106 240V242L108 243L109 242V244H107V246L110 248V246L111 247H113L114 245V243H113V240L112 239H110L109 238ZM195 240V239H194ZM215 240V241H214ZM36 241H38V240H36ZM35 241V242H36ZM42 241V240H41ZM40 241V242H41ZM90 241H92V240H90ZM97 241V240H96ZM121 241V240H120ZM123 241V240H122ZM126 241V240H125ZM128 241V242H129ZM205 242H206V240H204ZM209 241L207 242V243H209ZM40 242H38L39 243V245L40 246H42V243L40 244ZM43 242V241H42ZM45 242H43L44 243V246H45V244H48V243H45ZM256 242H258L259 243V245L262 247V248H259L258 247V243L256 244ZM5 243V244H4ZM37 243V242H36ZM88 245L91 247V245H90V243H89V240H88ZM87 243L85 244V247H86V245H87ZM92 243V242H91ZM263 243H261V244H263ZM122 244V243H121ZM120 244V245H121ZM126 245H127V243H125ZM36 245V244H35ZM39 245H37V247H39ZM87 245V246H88ZM93 245V244H92ZM117 245V244H116ZM192 245H194L193 247H192ZM264 245V244H263ZM43 246V247H44ZM47 246V245H46ZM118 246V245H117ZM129 246V245H128ZM131 246V245H130ZM129 246V247H130ZM152 247L153 248V252L149 255V253H147V254H145V251L147 252L148 251V249L146 250L145 249V251H144V248H147V247ZM27 247V246H26ZM30 247V246H29ZM34 247H36V246H34ZM119 247V246H118ZM127 247V246H126ZM211 247V248H210ZM32 248V247H31ZM40 248V247H39ZM92 248H93V246H92ZM108 248V249H109ZM117 248V247H116ZM138 248H136V250L138 249ZM193 248V249H192ZM210 248V249H209ZM28 249V248H27ZM37 249V248H36ZM87 249H89L88 247H87ZM112 248H110L109 250H111ZM114 249V248H113ZM124 249H126L125 247H124ZM151 249V248H150ZM204 249H205V247H204ZM34 250V249H33ZM121 250V249H120ZM152 250V249H151ZM195 250V249H194ZM207 250V249H206ZM28 251V250H27ZM113 251V250H112ZM111 251V252H112ZM115 251L117 252L118 250L117 249H115ZM128 251H129V249H128ZM144 251V252H143ZM114 252V251H113ZM133 252V250H131V253ZM134 252H135V250H134ZM149 252H151L150 250H149ZM0 253V254H1ZM5 253V252H4ZM30 253V252H29ZM38 253V252H37ZM115 253V252H114ZM135 253H138L137 251L135 252ZM135 253H133L134 255H135ZM31 254V253H30ZM39 254V253H38ZM116 254V253H115ZM117 254H118V252H117ZM139 254V253H138ZM196 254V253H195ZM194 254V255H195ZM255 254V255H254ZM3 255L4 254H2V257H3ZM37 255V254H36ZM39 255H41V252H40V254ZM39 255H37V257H39ZM127 255V254H126ZM192 256V257H194V258H196V256L197 255H195V256ZM34 256V255H33ZM113 256V255H112ZM117 256V255H116ZM1 257V256H0ZM36 257V256H35ZM34 257V258H35ZM128 257V256H127ZM143 257V258H142ZM237 257V258H236ZM5 258V257H4ZM31 258V257H30ZM236 258V259H235ZM116 259V258H115ZM137 259V260H138ZM197 259H199V258H197ZM99 261H100V259H98ZM112 260V259H111ZM122 260V259H121ZM141 260V261H140ZM143 260V261H144ZM150 260L153 262V263H151L150 262ZM190 260V259H189ZM189 260H188V263L190 264L191 262H189ZM256 260V261H255ZM1 261V260H0ZM4 261V260H3ZM103 262H104V260H102ZM106 261V260H105ZM113 261V260H112ZM157 261V262H156ZM174 261V262H173ZM238 261V262H239ZM96 262H98V261H96ZM101 262V261H100ZM99 262V263H100ZM107 262H108V260H107ZM114 262H115V260H114ZM138 262V261H137ZM146 262V261H145ZM146 262V263H147ZM160 262V261H159ZM162 262L160 263V264H162ZM198 262V261H197ZM221 262V263H220ZM257 262V263H256ZM5 263V262H4ZM99 263H97V264H99ZM121 264H123L122 263V261L120 262ZM147 263V264H148ZM187 263V264H188ZM194 263L195 264H198V263H200V262H198V263H196L195 261H194ZM194 263H192V264H194ZM0 264H3V263H0ZM9 264V263H8ZM103 264V263H102ZM104 264H106V263H104ZM108 264V263H107ZM113 264V263H112ZM115 264V263H114ZM117 264H119V259H118V262H117ZM136 264V263H135ZM144 264V263H143ZM157 264H159V263H157Z\"/></svg>",
	"mask_w": 264,
	"mask_h": 264
}]
</instances>
